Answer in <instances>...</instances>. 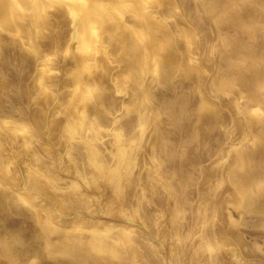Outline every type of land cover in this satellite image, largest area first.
<instances>
[{"label":"bare ground","instance_id":"1","mask_svg":"<svg viewBox=\"0 0 264 264\" xmlns=\"http://www.w3.org/2000/svg\"><path fill=\"white\" fill-rule=\"evenodd\" d=\"M159 1V0H158ZM164 1L163 0V4ZM171 1V0H170ZM179 1V0H178ZM184 1V0H183ZM191 1V0H190ZM193 1V0H192ZM197 1V0H196ZM199 1V0H198ZM205 1V0H204ZM210 1V0H208ZM212 1V0H211ZM218 1V0H217ZM227 1V0H226ZM226 1H222L221 3L223 4V2L225 3ZM236 1V0H235ZM233 1V2H235ZM260 1V0H258ZM173 2V1H172ZM187 2V1H186ZM185 2V3H186ZM241 2H244L241 0ZM247 5H248V1ZM244 2V4L246 3ZM251 3V1H249ZM253 2V1H252ZM262 2V0H261ZM264 2V1H263ZM160 3V2H159ZM171 3V2H170ZM176 3V1H175ZM182 3V2H180ZM180 3H176V5L180 4ZM197 3V2H196ZM203 3V2H202ZM207 3V1H206ZM210 3V2H209ZM215 3V0L214 2ZM230 4H233L231 2H229ZM249 3V4H250ZM254 3V2H253ZM193 4V3H191ZM218 4V3H217ZM222 4L220 6H222ZM228 4V1H227ZM240 4V3H239ZM242 4V3H241ZM243 4V5H244ZM256 4V3H255ZM258 4V3H257ZM160 5V4H159ZM168 5V4H167ZM166 5V6H167ZM174 4V6H176ZM187 5V3H186ZM202 5V4H201ZM209 6V4H207ZM213 4L211 3V9L209 8V10H212ZM216 5V3H215ZM225 4H223V7ZM252 5V3H251ZM218 6V5H216ZM250 6V5H248ZM260 6V5H259ZM258 8L261 10V7ZM263 6V5H262ZM152 7H154L155 9V2L154 1H150V0H0V56L2 58V56L4 55V59H6V52L9 51L7 49V47L11 48V52L13 53L12 56H15L14 59L13 57H10L13 59V63L14 61H17V68L19 69V73L21 74L23 71L27 70L28 72H25L26 74H29L30 78L32 80V84L29 83L26 87H24V89L22 88V91L20 93H22V95H27L25 97H27L26 102L24 100L18 99L22 101H24V103L26 104L25 107L27 108L26 110H22L20 109V106L18 101V105L19 107H17L15 110L17 112V110L19 111V114H11L7 112L2 114V112L0 113V227L1 228H5L3 229L5 232V234L7 235H2L0 237V244H4L6 245L8 248L11 249V245L13 244H29V246H33L35 245L37 247L36 251L39 252H35L32 251V255H33V259L34 261H38L40 260V262L38 261L39 264H124V263H129V264H135V262H133L132 260H126L125 256H126V252H125V246L127 244H131V245H135L133 243H136L137 245L139 243H137L140 239L137 236L136 239H139L137 242H133L134 240V234L133 232L135 231V229H133V224H126L119 221V224L114 220L112 223L109 222L111 219H106L104 218L105 215H108L110 217V214H108V210H109V206L110 208L112 207V205H114L115 210L118 212V216L119 213H125V209H127L128 207L124 205V199L127 195V190L130 189L132 191V189L136 186L137 181L139 180H143L144 178H142V176H140L142 174V167H143V161L145 159L142 160L141 155L144 154L143 157H145V152L148 151V146H146L147 143V135H144L145 138H143L141 141V137L143 135V133H145V129L142 127L143 124H145L144 120L148 117L153 118L154 115V110L156 109L155 107V100L153 98V93L152 91L157 87H154V83H152V87L154 88L152 91L149 89L148 85V80L150 79L151 76H161L164 77L166 76V73H168V69L169 67L173 66V64H171L173 61V58L176 59V56L179 55V53L175 52V49L177 50V43L175 44L173 42V46L174 44L176 45V48L174 50V53L177 54L175 57L172 54L173 51H171V54H167V52L169 51L170 48V43L169 45L163 41V33H162V25L160 22L162 21L159 17V21H157V15L152 11ZM164 7V6H163ZM171 7V6H170ZM181 7V6H180ZM185 7V6H184ZM196 7V6H195ZM205 9V6H200L199 8L201 9ZM210 7V6H209ZM227 7V6H226ZM232 7L231 5L228 6ZM235 6H233L234 8ZM244 7V6H242ZM247 7V6H246ZM245 7V8H246ZM264 7V6H263ZM151 8V9H150ZM158 8V7H157ZM175 7H172V9ZM177 8V6H176ZM175 8V11H176ZM183 8V7H182ZM191 8V7H190ZM194 8V6L192 7ZM223 8V10H224ZM249 8V7H248ZM251 8V6H250ZM254 8V7H253ZM256 8V7H255ZM254 8V9H255ZM153 9V10H154ZM159 9V8H158ZM157 9V10H158ZM168 9V8H166ZM181 9V8H179ZM184 9V8H183ZM181 9V10H183ZM217 9V8H216ZM237 9V7H236ZM243 9V8H241ZM240 9V10H241ZM253 9V10H254ZM208 10V9H205ZM204 10V11H205ZM221 11V9H219ZM235 10V9H234ZM239 10V12H240ZM252 10V11H253ZM165 11V10H164ZM167 11H171L170 9ZM173 11V10H172ZM171 11V12H172ZM174 11V12H175ZM184 11V10H183ZM192 11V10H191ZM216 11V10H214ZM218 11V12H220ZM228 11V10H227ZM232 11V10H231ZM237 11V10H236ZM235 11V12H236ZM244 11V10H242ZM241 11V12H242ZM251 11V12H252ZM255 11V10H254ZM253 11V12H254ZM259 11V10H257ZM256 11V12H257ZM263 12V8L261 10ZM260 11V12H261ZM156 12V11H155ZM177 12V11H176ZM179 12V11H178ZM182 12V11H181ZM181 16L183 13H181ZM185 12V11H184ZM187 12V9H186ZM186 12L184 14H186ZM202 12V11H201ZM209 12V11H208ZM217 12V13H218ZM233 12V11H232ZM231 12V13H232ZM235 12L233 13L234 17H236ZM247 12H249L247 10ZM261 12V13H262ZM157 13H159V10L157 11ZM170 13V12H169ZM173 13V12H172ZM173 14V16H179L178 14ZM188 13V12H187ZM191 13V12H190ZM209 13H213V10L210 11ZM207 14L208 16L210 14ZM226 13V12H225ZM230 13V12H229ZM255 13V12H254ZM261 13H258V15L260 16ZM163 14V13H162ZM192 14V13H191ZM204 14V12H203ZM206 14V13H205ZM204 14V15H205ZM227 14V13H226ZM165 15V13L163 14ZM171 15V14H170ZM225 15V14H224ZM231 15V14H229ZM241 14L239 13L238 16H240ZM246 15V14H245ZM250 15V14H248ZM176 16V17H177ZM184 16V15H183ZM182 16V17H183ZM211 16V15H210ZM214 16V13L213 15ZM219 16V15H218ZM217 16V20H219ZM221 16V15H220ZM251 16V15H250ZM249 16V17H250ZM255 16V14L253 15V17ZM258 16V18H259ZM181 19L183 20L184 18ZM190 17V16H189ZM231 17V16H230ZM233 17V18H234ZM241 17V16H240ZM248 17V18H249ZM261 17L263 18V15H261ZM170 18V17H169ZM168 18V19H169ZM186 18L188 19V16H186ZM203 18V17H202ZM206 18V17H205ZM225 18V17H224ZM232 18V17H231ZM243 18V17H241ZM239 18V19H241ZM246 16L244 17L243 20L247 21ZM251 18V17H250ZM249 18V19H250ZM256 20L258 19L257 16L255 17ZM172 20H174L171 16ZM179 17L176 19L178 20ZM180 19V20H181ZM209 20L210 17L208 18ZM208 19H206L208 21ZM213 19V18H212ZM216 19V18H215ZM222 19V16L220 18V20ZM227 20V16L225 18ZM230 19V18H229ZM228 19V20H229ZM254 18H252L253 20ZM261 19V18H259ZM167 20V19H166ZM174 20V21H176ZM181 20V23H184V19L183 21ZM214 20V19H213ZM224 20V19H223ZM242 22H245L243 21ZM255 20V21H256ZM179 21V20H178ZM202 21V20H201ZM253 21V23L256 24V22ZM259 21V20H258ZM257 21V22H258ZM168 22V21H167ZM173 22V21H172ZM209 22V21H208ZM213 22V21H211ZM215 22V21H214ZM222 22V21H221ZM224 22L226 23V21L224 20ZM232 22V21H231ZM237 22V21H236ZM240 25L244 26L245 23H242ZM249 22V21H247ZM261 22H263V20L261 19ZM177 23V22H176ZM176 23L175 27H176ZM180 23V22H179ZM178 23V24H179ZM224 23V24H225ZM230 23V21H229ZM238 23H240V20L238 21ZM166 24V23H165ZM169 24V23H168ZM188 24V23H187ZM210 25V23H208ZM214 23H211V25L214 28ZM220 24V22H219ZM248 24V23H247ZM246 24V25H247ZM261 24V23H260ZM259 24V25H260ZM183 25V24H181ZM207 25V24H206ZM226 25V24H225ZM230 25V24H229ZM228 25V26H229ZM239 25V24H238ZM252 29L258 26L253 27L252 24H250ZM249 24L247 25L248 27L250 26ZM263 25V24H262ZM167 26V25H166ZM184 26V25H183ZM189 26V25H188ZM193 26V25H192ZM195 26V24H194ZM217 25H215L216 27ZM245 27L246 31L248 27ZM264 26V25H263ZM191 27V26H190ZM199 27V26H198ZM208 27V26H207ZM231 27V25H230ZM233 27V26H232ZM173 28V27H172ZM205 28V27H204ZM218 28V27H216ZM215 28V29H216ZM242 28V27H240ZM262 28V26H261ZM168 29V28H167ZM177 28H173V30ZM186 29V27H185ZM189 29V28H188ZM194 29H196L194 27ZM257 28H255V30H252L253 32L256 31V35L258 34ZM174 31L177 32V31ZM190 30H192L190 28ZM210 30V28L208 29V31ZM218 30V29H216ZM220 30V29H219ZM259 30V29H258ZM261 30V29H260ZM263 30V29H262ZM261 30V31H262ZM164 31V30H163ZM179 31V29H178ZM222 31V29H221ZM221 31L219 33H221ZM225 31V30H224ZM222 31V33L224 32ZM240 32L244 31V29L241 31L239 29ZM244 31V32H246ZM250 31V30H249ZM264 31V30H263ZM180 32V31H179ZM184 32V31H183ZM188 32V31H187ZM186 32V33H187ZM190 32V31H189ZM199 32V31H198ZM203 32V31H201ZM251 32V31H250ZM248 32V33H250ZM260 32V31H259ZM170 33H171V29H170ZM194 33H197L194 31ZM206 33V31H205ZM211 33V31H210ZM218 33V35H219ZM225 33V32H224ZM264 32H262L263 34ZM189 34V33H188ZM216 34V33H215ZM253 34V33H252ZM166 35V34H164ZM172 35V33H171ZM179 36V34H177ZM213 35V34H212ZM217 35V34H216ZM223 35V34H222ZM240 35V33H239ZM249 34H247L248 36ZM255 35V36H256ZM260 35V34H259ZM160 36H162L163 38H160ZM190 35H188L189 37ZM194 36V35H193ZM192 36V38H193ZM198 36V35H196ZM194 36V37H196ZM201 36V35H200ZM238 36V35H237ZM246 36V35H244ZM243 36V37H244ZM254 36V35H253ZM258 36V35H257ZM166 37V36H165ZM176 37V36H175ZM187 37V38H188ZM205 37V36H204ZM219 37V36H218ZM222 37H225V35H223ZM229 37V35H228ZM249 37V36H248ZM259 37V36H258ZM261 37V36H260ZM264 37V36H262ZM170 38V37H169ZM173 38V36H172ZM191 38V39H192ZM201 38V37H200ZM238 38V37H237ZM250 38V37H249ZM252 38V37H251ZM168 39V38H167ZM178 39V38H177ZM195 39V38H194ZM193 39V40H194ZM207 39V38H206ZM217 39V38H216ZM215 39V40H216ZM221 39V37H220ZM258 39V38H256ZM165 40V38H164ZM171 40V39H170ZM190 40V39H189ZM198 40V39H196ZM225 40V39H224ZM244 40V39H243ZM261 40V39H260ZM259 40V41H260ZM264 40V39H263ZM167 41V40H166ZM173 41V40H172ZM184 41V40H183ZM182 41V43H183ZM195 41V40H194ZM210 41V40H209ZM222 41V39H221ZM235 41V40H233ZM257 41V40H256ZM186 42V41H185ZM206 42V41H205ZM215 42V41H214ZM232 42V41H231ZM262 41H260L261 43ZM58 43V44H57ZM166 43V44H164ZM198 43V41H197ZM210 43V42H208ZM234 43V42H233ZM243 43V42H242ZM248 43V42H246ZM248 43V44H252ZM205 44V43H204ZM207 44V42H206ZM212 44V43H210ZM215 44V43H213ZM264 44V43H262ZM44 45H47L48 48L43 47ZM169 46L168 51H166L167 49L165 48ZM186 45L189 46V44L186 43ZM193 45V43H192ZM225 45V44H224ZM235 46H237L236 44H234ZM233 45V46H234ZM240 45V44H239ZM257 45V44H256ZM255 45V46H256ZM180 46V45H179ZM194 46V45H193ZM198 46V45H197ZM212 46V45H211ZM216 46V44L214 45ZM218 46V44H217ZM253 46V45H251ZM224 47V46H223ZM227 47V46H226ZM232 47V46H231ZM243 47H244V43H243ZM259 47L262 49V46L258 45ZM185 48V47H184ZM190 51L193 50L192 47H190ZM197 48V47H196ZM210 48V47H209ZM212 48V47H211ZM222 48V47H221ZM235 48V47H234ZM237 48H240L237 47ZM245 48V47H244ZM243 48V49H244ZM247 48V47H246ZM250 49L252 47H249ZM255 48V47H254ZM254 48H252V50H254ZM171 49V48H170ZM195 49V47H194ZM198 49V48H197ZM223 49V48H222ZM225 49V48H224ZM242 49V51H243ZM248 49V48H247ZM172 50V49H171ZM196 50V49H195ZM195 50H193L195 52ZM260 50V49H259ZM258 50V51H259ZM185 51V50H184ZM237 51V49H236ZM247 51V50H246ZM244 51V52H246ZM251 52V50H249ZM256 51V50H255ZM254 51V52H255ZM257 54L259 55L260 53ZM264 52V50H261ZM170 52V51H169ZM179 52V50H178ZM212 53V51H210ZM209 52V53H210ZM221 52V51H220ZM223 52H225L223 50ZM262 52V53H263ZM183 53V50L182 52ZM186 53V52H184ZM192 53V52H191ZM190 53V54H191ZM200 53V52H199ZM198 53V54H199ZM214 53V52H213ZM228 53V52H227ZM239 53V51H238ZM237 53V54H238ZM190 54L189 57L191 56ZM194 54V53H193ZM197 54V53H196ZM197 54V55H198ZM217 54H219L217 52ZM224 54V53H223ZM233 55L235 54L234 51L232 53ZM236 54V55H237ZM242 54V53H241ZM248 54L244 53L243 55ZM256 54V55H257ZM9 54L7 53V56ZM170 55L173 57L171 58ZM181 55V54H180ZM185 58L183 57L184 60H187L188 56L186 54ZM201 55V54H200ZM214 55V54H213ZM250 55H253L252 53H250ZM253 56L254 57H256ZM262 55V54H261ZM194 56V55H192ZM199 56V55H198ZM197 56V57H198ZM217 56V55H216ZM220 56V55H219ZM224 56V55H223ZM220 56V57H223ZM187 57V58H186ZM195 57V56H194ZM214 57V56H213ZM233 57V56H232ZM238 58V55L236 56ZM247 57V55L245 56V58ZM261 57V56H260ZM9 58V59H10ZM180 58V57H178ZM193 58V57H192ZM199 58V57H198ZM263 58V57H262ZM7 59V60H9ZM12 59L9 60L12 61ZM174 59V60H175ZM181 59V61L183 60ZM191 59V58H190ZM188 59V60H190ZM196 58H194L195 60ZM218 59V58H217ZM257 59V58H255ZM3 60V59H2ZM1 60V62H3ZM178 60V59H177ZM175 60V61H177ZM183 60V62H184ZM191 65L193 64V61ZM212 60V59H211ZM210 60V61H211ZM225 60V59H224ZM232 62H237L242 65V59L241 57L238 58L237 61H235V59L232 58ZM264 60V59H263ZM5 61V60H4ZM197 61V59H196ZM214 61V60H213ZM223 61V60H222ZM245 61V60H244ZM259 61V59H258ZM257 61V62H258ZM261 61V60H260ZM188 63V61H186ZM195 62V61H194ZM199 59L197 61L196 64H198ZM212 62V61H211ZM210 62V63H211ZM225 62V61H224ZM223 62V64H224ZM246 62V61H245ZM255 62V63H257ZM8 63V61L6 62ZM177 63H180V61ZM214 63V62H213ZM216 63V62H215ZM252 63V62H251ZM254 60H253V64ZM260 64V62H258ZM261 63L263 64V68H264V63L263 61H261ZM2 64V63H1ZM5 62H3L2 67H4ZM9 64V63H8ZM184 64V63H183ZM181 64V65H183ZM201 64V63H199ZM209 64V63H208ZM246 64V63H244ZM248 64V63H247ZM190 65V62H189ZM195 65V63H194ZM211 65V64H209ZM233 65V64H232ZM258 65V64H257ZM7 66V65H6ZM202 66V65H200ZM213 66V65H212ZM228 66V65H227ZM255 66V65H254ZM259 66V65H258ZM16 67V66H15ZM170 67V68H171ZM180 67V66H179ZM183 67H187L184 66ZM183 67L180 68L181 70V75H184L187 73V75H189L188 73L190 71H187L186 69H184ZM198 68H200L197 65ZM217 67V66H216ZM223 67V65H222ZM250 67V66H248ZM261 67V66H260ZM260 67L258 68L259 71ZM1 68V67H0ZM5 68V67H4ZM14 68V66H13ZM173 68V67H172ZM189 68H193V67H189ZM187 67V69H189ZM196 68V66H195ZM196 68V69H198ZM202 69H204L203 67H201ZM230 66L227 68L229 69ZM235 68L232 67V69ZM247 68V67H245ZM257 68V66H255V69ZM3 69V68H2ZM8 69V68H7ZM12 69V68H11ZM195 70V73L197 72V70ZM212 69V68H210ZM216 69V68H215ZM214 69V71H215ZM4 70V69H3ZM169 69V73H170ZM173 70V69H172ZM180 70L178 71L180 73ZM193 69L191 70V73L194 71ZM226 70L221 69V71ZM237 70V69H236ZM246 70V69H245ZM264 70V69H263ZM7 75L11 76V73L8 72L10 71V69L6 70ZM5 71V72H6ZM15 73V70H13ZM149 71V74H148ZM177 71L175 70L174 73H177ZM210 71V70H209ZM213 71V70H212ZM222 71V73H224ZM235 71V70H234ZM233 71V72H234ZM238 71V70H237ZM243 71V70H242ZM203 72V71H201ZM207 72V71H206ZM205 72V73H206ZM218 72V70L216 71V73ZM227 72V71H226ZM240 72V71H238ZM247 72V71H246ZM263 75H264V71H262ZM12 72V74H14ZM18 73V75H20ZM24 73V72H23ZM22 73V74H23ZM149 75L147 80L145 79V75ZM173 73V74H174ZM190 73V74H191ZM221 73V72H220ZM235 73V72H234ZM243 73V72H242ZM241 73V74H242ZM2 74H6V73H2ZM26 74L24 75V77H26ZM172 73L170 74L171 77L173 75ZM178 74V73H177ZM201 74V73H200ZM203 74V73H202ZM218 74V73H217ZM229 74V73H228ZM261 74V72H260ZM261 75H254L257 76L256 78H258V76H262ZM15 75H17V72L15 73ZM180 75V74H178ZM194 75L193 77H190L194 79ZM221 75V74H220ZM222 75H225L222 74ZM237 77V73L235 74ZM240 75V73H239ZM244 75V74H243ZM6 76V75H2ZM21 76V75H20ZM19 76V77H20ZM28 76V75H27ZM167 76H169L167 74ZM177 75H175V82H179V77H176ZM192 76V75H191ZM197 76V75H195ZM200 76V75H199ZM202 76V75H201ZM213 76V75H212ZM241 76V75H240ZM239 76V77H240ZM250 76V75H249ZM253 75L250 76V79ZM252 77L253 79V83H250V81L246 82L249 83L251 85H255V77ZM15 77L14 79H16V76H11V78ZM23 77V76H22ZM182 76L180 78H183ZM188 79V76H186ZM223 77V76H221ZM9 78V77H8ZM21 78V77H20ZM165 78V77H164ZM163 78V79H164ZM170 79V76L168 77ZM198 78V76H197ZM213 78V77H212ZM233 78V77H232ZM231 78V79H232ZM245 78V77H244ZM4 79V78H3ZM7 79V78H6ZM7 82H0V88L1 86H3L4 83H8V81H10L11 79L6 80ZM26 79V78H25ZM155 78H153L154 80ZM168 79V80H169ZM179 79V80H177ZM183 79V81L185 80ZM227 79V76H226ZM20 80V79H18ZM17 80V81H18ZM151 79V81H153ZM166 81H168L167 79H165ZM229 80V77H228ZM238 80V79H237ZM247 80V79H246ZM258 82V79H256ZM14 81V80H13ZM21 81V80H20ZM165 81V82H166ZM171 82V80H169ZM191 81V80H189ZM227 81V80H226ZM239 81V80H238ZM255 81V82H254ZM22 82V81H21ZM27 82V81H26ZM29 82V81H28ZM27 82V83H28ZM156 82V80L154 81ZM185 82V81H184ZM182 82V83H184ZM188 82V81H187ZM197 82V81H196ZM195 82V83H196ZM199 82V81H198ZM217 82V81H216ZM222 82V81H221ZM221 82L218 80V85L219 83L221 84ZM235 82V81H234ZM245 83V81H243ZM260 82H261V88H262V93L264 92V79L260 77ZM15 84L18 82H14ZM158 83V81H157ZM156 83V84H157ZM161 84L164 83V81L160 82ZM159 83V84H160ZM174 82H171V84ZM180 81V84H182ZM195 83L193 84L195 86ZM226 83V82H225ZM241 82H239L240 84ZM9 84V83H8ZM16 84V85H17ZM20 84V83H19ZM26 84V83H25ZM24 84V85H25ZM158 84V85H159ZM165 84V83H164ZM184 84H188V83H184ZM182 84V85H184ZM191 84V82H190ZM233 84V83H232ZM235 84V83H234ZM248 84V85H249ZM13 85V84H12ZM163 85V84H162ZM161 85V86H162ZM170 85V84H169ZM173 85V84H172ZM178 85V84H177ZM222 85V84H221ZM220 85V86H221ZM246 85V84H245ZM258 84V86H260ZM6 86V85H5ZM19 85H17L18 87ZM21 86V85H20ZM160 86V87H161ZM167 84H165V87L167 88ZM180 86V85H179ZM193 86V87H194ZM199 86V85H198ZM197 86V87H198ZM234 86V85H233ZM242 86V85H240ZM257 86V87H258ZM8 87V86H7ZM10 87H11V83H10ZM164 88V85L162 86ZM178 87V86H177ZM192 87V84L191 86ZM218 87V86H216ZM224 87V86H223ZM226 87V86H225ZM227 87H231L230 85H228ZM226 87V88H227ZM20 88V87H18ZM16 90H19V89ZM151 88V87H150ZM165 88V89H166ZM170 88V86H169ZM181 88H184V86ZM195 88V87H194ZM192 88V89H194ZM200 88V87H199ZM198 88V89H199ZM222 88V87H221ZM239 88V87H238ZM237 88V89H238ZM251 88L253 89V86H251ZM260 88V87H259ZM157 89V88H156ZM155 89V90H156ZM161 89V88H160ZM172 89H175L172 86ZM169 89V90H172ZM177 90L179 89L176 88ZM186 89V88H184ZM217 89V88H215ZM224 89V88H222ZM230 89V88H228ZM227 89V90H228ZM241 89V87H240ZM4 91V86L3 89L1 88L0 91ZM7 90V89H6ZM10 90V89H9ZM15 89H12V91ZM158 90V89H157ZM163 90V89H161ZM168 90V88H167ZM166 90V91H167ZM183 90V89H182ZM187 90V89H186ZM191 90V89H190ZM220 90V89H219ZM226 90V89H225ZM226 90V92H227ZM11 91V90H10ZM159 91V90H158ZM164 91V90H163ZM173 91V90H172ZM171 91V92H172ZM184 91V90H183ZM182 91V92H183ZM188 91V90H187ZM185 91V92H187ZM196 91V90H195ZM199 91V90H198ZM218 91V89H217ZM231 91V90H230ZM243 91V90H242ZM251 91V90H249ZM154 92V91H153ZM169 92V91H167ZM193 92V91H192ZM191 92V93H192ZM206 92V91H205ZM204 92V93H205ZM209 92V90H208ZM224 92V91H223ZM224 92V93H226ZM235 92V91H234ZM3 93V92H1ZM17 93V92H15ZM13 92V94H15ZM19 93V92H18ZM219 93V91H218ZM216 93V94H218ZM228 93V92H227ZM242 93V92H241ZM246 93V92H245ZM250 93V92H249ZM260 93V92H259ZM5 94V93H3ZM2 94V95H3ZM155 94V92H154ZM161 94V93H160ZM159 94V95H160ZM163 94V93H162ZM167 94V93H166ZM170 95V93H168ZM172 94V93H171ZM176 94L178 95L177 91ZM176 94L174 96H176ZM182 94V93H181ZM200 94V93H199ZM211 94V93H209ZM8 95V94H7ZM11 95V93H10ZM21 94L15 95V96H19ZM157 95V94H156ZM169 95L167 97H169ZM173 95V94H172ZM171 95V96H172ZM190 95V94H187ZM186 95V97H187ZM214 95V94H213ZM218 95H222V94H218ZM232 95V94H231ZM237 95V94H236ZM258 95H263V94H258ZM5 96V95H4ZM4 96H1V98L4 99ZM21 96V97H24ZM161 96V95H160ZM166 96V95H164ZM163 96V97H164ZM181 96V95H179ZM183 96V95H182ZM181 96V97H182ZM191 96V95H190ZM188 96V98L190 97ZM193 96V95H192ZM196 96V95H195ZM208 97H210L209 95H207ZM224 96V94H223ZM240 96V95H239ZM243 96V94H242ZM259 96V99H260ZM264 96V95H263ZM11 97H14V95ZM20 97V96H19ZM18 97V98H19ZM20 97V98H21ZM162 97V96H161ZM162 97V98H163ZM186 97H184L183 99H185ZM214 97V96H213ZM222 97V96H221ZM0 98V99H1ZM7 98L6 100H8V96L5 97ZM17 98V97H16ZM62 98V99H61ZM158 98V97H157ZM192 98V97H191ZM218 98V97H217ZM220 98V97H219ZM243 98V97H242ZM241 98V99H242ZM263 97L261 96V99ZM12 99V98H10ZM15 99V97L13 98ZM158 99L161 100V98L159 97ZM165 99V97H164ZM176 99V98H174ZM173 101L172 102H177V101ZM181 99V98H180ZM179 99V100H180ZM213 99V98H212ZM212 99H204L201 102L199 101L197 104L201 107L202 109V114L207 117V119H209V123H223L226 120V117L220 112L218 111V105L220 106V104H217V107L215 106L214 102L212 101ZM222 99V98H220ZM251 99V98H250ZM258 99V100H259ZM260 99V100H261ZM2 100V99H1ZM159 100V102H160ZM167 100V99H166ZM178 100V99H177ZM216 100V99H214ZM236 100V99H235ZM254 100V98H253ZM252 100V101H253ZM256 100V99H255ZM264 100V99H263ZM263 100H261L263 102ZM3 101V100H2ZM1 101V102H2ZM9 101V100H8ZM16 100H14L13 102H15ZM158 101V100H157ZM165 100H163L164 102ZM251 101V102H252ZM257 101V100H256ZM256 101H253V103L255 104ZM261 101H257L261 102ZM7 102V101H6ZM5 102V103H6ZM10 102V101H9ZM12 102V103H13ZM190 102V101H189ZM218 102V101H217ZM246 102V99H245ZM261 102V103H262ZM4 106V102H2ZM15 103V104H17ZM167 103V102H166ZM261 103L259 105H261ZM7 104V103H6ZM15 104H12V107H16L13 106ZM161 104V102H160ZM164 105V103H162ZM171 104V103H169ZM235 104V103H233ZM248 104V103H247ZM253 104V105H254ZM264 104V103H263ZM10 105V104H8ZM17 105V106H18ZM162 105V106H163ZM178 104L175 105V107ZM187 105V104H186ZM197 105V107H198ZM225 105V104H224ZM252 105V106H253ZM258 105V106H259ZM2 106V107H3ZM24 106V105H23ZM171 106V105H170ZM236 106V105H235ZM240 105H238L239 108ZM245 106V104H244ZM257 106V105H255ZM6 108V105L4 106ZM9 107V106H8ZM160 107V106H159ZM191 107V106H190ZM196 107V108H197ZM225 106H223L224 108ZM237 107V106H236ZM263 107V106H262ZM12 108V109H13ZM50 108V109H49ZM155 108V109H154ZM170 108V107H169ZM168 108V109H169ZM173 108V107H172ZM178 108V107H177ZM186 107H184L185 109ZM220 108V107H219ZM222 108V107H221ZM220 108V109H221ZM237 108V109H238ZM244 108V107H243ZM250 108V107H249ZM252 108L255 107H251V111H253ZM258 108V107H257ZM261 108V106H260ZM1 109V108H0ZM11 109V111H12ZM49 109V111H47ZM164 109V108H163ZM162 109V110H163ZM167 109V110H168ZM171 109V108H170ZM190 109V108H189ZM188 109V110H189ZM199 109V108H198ZM225 109V108H224ZM229 109V108H227ZM225 109V110H227ZM236 109V108H235ZM240 109V108H239ZM256 109V108H255ZM259 109V108H258ZM2 111L4 110L1 109ZM10 110V109H9ZM14 110V109H13ZM158 110V109H157ZM172 110V109H171ZM186 110V109H185ZM223 111V109H221ZM246 110V109H245ZM257 110V109H256ZM255 110V111H256ZM5 111V110H4ZM3 111V112H4ZM164 111V110H163ZM170 111V110H169ZM176 111V109H175ZM194 111V110H193ZM191 110V112H193ZM229 111H231L229 109ZM239 111V110H238ZM244 112L245 115V111L244 109L241 110L240 109V113L242 114V112ZM15 112V113H16ZM165 112V111H164ZM163 112V113H164ZM174 113L173 111H170V113ZM189 112V111H188ZM226 112V111H223ZM258 112V111H256ZM160 113V112H159ZM162 113V115H163ZM184 113H186V111H184ZM194 113V112H193ZM228 113V112H227ZM234 113V112H233ZM251 113V112H250ZM156 114V113H155ZM166 113H164L165 115ZM181 114V113H180ZM230 114V112H229ZM232 114V113H231ZM158 115V114H157ZM184 115V114H183ZM181 115V116H183ZM200 115V114H199ZM226 115V114H225ZM228 115V114H227ZM237 115H240L237 112ZM236 115V117H238ZM243 117H246V115ZM251 115V114H250ZM255 115V114H254ZM256 115H258V113H256ZM172 116V115H171ZM189 116V115H188ZM192 116V114H191ZM194 116V114H193ZM192 116V117H193ZM229 116V115H228ZM231 116V115H230ZM229 116V117H230ZM241 116V118H242ZM158 117V116H156ZM187 117V114H186ZM201 117V116H200ZM254 117V116H251ZM264 117V116H263ZM225 118V120H224ZM257 118V117H256ZM154 119V118H153ZM156 119V118H155ZM154 119V121H155ZM160 119V117L158 118ZM165 119V117H164ZM175 119V116H174ZM183 119V118H181ZM189 119V118H188ZM198 119V118H197ZM200 119V118H199ZM198 119V120H199ZM231 119V118H230ZM229 119V121H230ZM234 119V117H233ZM232 119V120H233ZM255 119V118H254ZM252 118V120H254ZM161 120V119H160ZM158 120V121H160ZM171 120V119H170ZM192 120V118H191ZM197 120V121H198ZM231 120V121H232ZM240 120V119H239ZM257 120V119H256ZM264 120V119H263ZM148 121V120H147ZM153 121V125L156 124ZM173 120H171V123ZM175 121V120H174ZM183 121V120H182ZM190 121V120H189ZM235 121V119H234ZM245 121V119H244ZM150 122V121H149ZM170 122V121H169ZM199 122V121H198ZM237 121H235L236 123ZM248 122V121H247ZM246 122V123H247ZM258 122H260V119L255 122V124ZM263 122V121H262ZM261 122V123H262ZM131 123V124H130ZM147 123V122H146ZM180 123V122H179ZM183 123V122H182ZM208 123V124H209ZM227 123V122H226ZM230 123V122H229ZM228 123V124H229ZM251 122H249L250 124ZM254 123V121H253ZM260 123V124H261ZM264 123V122H263ZM129 124L132 126L131 129L133 130L132 133L130 131L129 128ZM148 124V123H147ZM168 124V122L166 123ZM191 124V122H190ZM231 124V123H230ZM255 124L253 125L254 129L257 127H255ZM150 125V124H149ZM152 125V124H151ZM158 125V124H157ZM169 125V124H168ZM166 126V128H168L169 126ZM182 125V124H181ZM227 125V124H226ZM225 125V126H226ZM237 125V124H236ZM235 125V126H236ZM259 125V124H258ZM171 126V125H170ZM185 126V125H184ZM193 126V125H192ZM211 126V124H210ZM217 124L215 125L216 128ZM220 126V125H219ZM229 126V125H228ZM233 126V125H232ZM248 126V125H247ZM44 127L46 128V130H43L41 132V129ZM145 127V126H144ZM153 127V126H152ZM180 127V126H179ZM227 127V126H226ZM231 127V125H230ZM241 127V125H240ZM252 127V126H251ZM155 128V126H154ZM152 128V129H154ZM207 128V127H205ZM218 128V127H217ZM248 128V127H247ZM159 129V128H158ZM178 129V128H177ZM212 129V128H211ZM246 129V128H245ZM244 129V130H245ZM260 129V127L258 128ZM257 129V130H258ZM157 130V128H156ZM187 130V129H186ZM191 129H189L188 131H190ZM215 130V129H214ZM219 131L221 129H218ZM226 130V129H225ZM230 129H228L227 132H229ZM248 130V129H247ZM254 133V130L251 129ZM160 131V130H159ZM158 131V132H159ZM224 131V130H223ZM231 131V130H230ZM263 133H264V129H262ZM261 131V132H262ZM167 132V131H166ZM165 132V133H166ZM175 132V131H174ZM183 132V131H182ZM181 132V133H182ZM185 132V131H184ZM203 132V131H202ZM208 132V131H207ZM260 132V133H261ZM164 133V132H162ZM161 133V134H162ZM170 133V132H169ZM188 132H186L187 134ZM192 133V132H190ZM196 133V132H195ZM215 133V132H214ZM222 133V132H220ZM224 133V132H223ZM226 133V132H225ZM224 133V134H225ZM260 133H258L259 135L256 136H260ZM263 133H261V135H263ZM157 134V133H156ZM160 134V133H159ZM160 134V136H161ZM197 134V133H196ZM205 134V133H204ZM211 134V133H210ZM217 134V133H216ZM230 134V132L228 133ZM75 136V137H71V136ZM164 135V134H163ZM163 135L161 136V138H165V136L163 137ZM169 135V134H168ZM200 135V134H199ZM222 135V134H220ZM231 135V134H230ZM252 135V134H250ZM150 136V135H149ZM158 136V137H160ZM183 136V135H182ZM181 136V137H182ZM191 136V135H190ZM198 135H195V138H197ZM207 136V135H205ZM204 136V137H205ZM212 136V135H211ZM209 136V138L211 137ZM215 137L217 135H214ZM212 136V137H214ZM225 136V135H224ZM223 136V138H224ZM227 136V134H226ZM225 136V137H226ZM168 137V136H166ZM188 137V136H187ZM201 137V136H200ZM203 137V138H204ZM211 137V139H212ZM221 137V136H220ZM231 137V136H230ZM245 137V135H244ZM247 137V136H246ZM245 137V138H246ZM262 137V136H261ZM199 138V137H198ZM202 138V139H203ZM206 138V137H205ZM219 138V137H218ZM251 138V137H250ZM249 138V139H250ZM155 139V138H154ZM160 139V138H159ZM168 138H165V140ZM189 139V138H188ZM208 139V138H207ZM215 139V138H214ZM222 139V138H221ZM226 139V138H225ZM224 139V140H225ZM228 139V138H227ZM233 139V137H232ZM262 139H264L262 137ZM261 139V140H262ZM198 140V139H197ZM204 140V139H203ZM260 140V141H261ZM150 141V140H149ZM156 141V139L154 140ZM163 139H162V143H163ZM168 141V140H167ZM188 141V140H186ZM194 141V140H193ZM207 141V140H206ZM210 141V140H209ZM247 141V140H246ZM258 137H254L253 139H251V143L253 146H255L256 148L262 147ZM153 141H150L148 143L149 146L152 145ZM183 142V141H182ZM185 142V141H184ZM199 142V140H198ZM203 142V141H202ZM205 142V140H204ZM215 142V141H214ZM213 142V143H214ZM217 142V140H216ZM126 143H132V145L130 147H128L126 145ZM160 143V142H159ZM171 144H173L174 142H170ZM193 143V142H192ZM201 143V142H200ZM199 143V144H200ZM218 143V142H217ZM216 143V144H217ZM223 143V142H222ZM226 143V142H225ZM239 143V142H237ZM158 144V143H156ZM161 144V143H160ZM168 144V142L166 143ZM170 144V145H171ZM187 144V143H186ZM189 144V143H188ZM197 144V143H196ZM198 144V145H199ZM206 144V142L204 143ZM221 144V143H220ZM240 144V143H239ZM238 144V145H239ZM244 144V143H243ZM246 144V143H245ZM165 145V144H164ZM197 145V147L199 148V146ZM211 145V144H208ZM222 145V144H221ZM250 145V144H249ZM167 145H165L166 147ZM172 146V145H171ZM185 146V144H184ZM193 146V145H192ZM203 146V144H202ZM213 146V145H212ZM227 146V144H226ZM242 146V145H241ZM158 147V146H156ZM160 147H164L163 145ZM168 147V146H167ZM170 147V146H169ZM187 147V146H185ZM205 147V145H204ZM202 147V148H204ZM207 147V146H206ZM229 147V146H228ZM227 147L228 150H230ZM234 147V146H233ZM172 148V147H171ZM191 148V147H190ZM201 148V150H202ZM210 148V147H209ZM218 148V147H217ZM226 148V147H225ZM237 147H235L236 149ZM153 149V148H152ZM169 149V148H168ZM167 149V150H168ZM176 149V147H175ZM244 149V148H243ZM261 149V150H262ZM77 150L82 151L81 153H79ZM151 150V149H150ZM162 150V149H160ZM159 150V152H160ZM187 150V148H186ZM189 150V148H188ZM187 150V153L190 152ZM200 150V152H201ZM218 150V149H217ZM226 150V149H225ZM225 150L223 151L225 153ZM240 150V149H239ZM256 150V149H255ZM255 150H250V152H252L254 154ZM260 150V148L258 149ZM264 150V149H263ZM78 153H77V152ZM154 151V150H153ZM182 151V150H180ZM199 151V150H198ZM216 151V149H215ZM59 152V153H58ZM157 152V151H156ZM165 152V151H163ZM185 152V151H184ZM194 152V151H193ZM200 152H198V154H200ZM249 152L248 148H246V150H242V151H237L234 154H231V158L230 160L226 163L221 165L222 168L225 169V174L222 171V175L224 174V176L216 181L213 185V191L220 190L221 183L223 185L222 180L224 181V179L229 178V175L237 172V175H243L244 178L246 179L247 177V182L250 181V176L253 175V167L250 168L248 167V164L246 163L247 161H249L250 159L247 158L246 159V153ZM148 153V152H147ZM151 153V152H149ZM155 153V152H154ZM170 153V152H169ZM207 153V152H206ZM218 153V152H217ZM153 154V153H152ZM167 154V153H165ZM181 154V153H180ZM208 154V153H207ZM212 154V152H211ZM216 154V152H215ZM219 155H221L220 153H218ZM263 154V153H262ZM148 155V154H147ZM150 155V154H149ZM158 155V153H157ZM156 155V156H157ZM161 155V154H160ZM159 155V156H160ZM185 155V154H184ZM188 154H186L187 156ZM205 155V154H203ZM223 155V154H222ZM256 155V153H255ZM155 156V155H153ZM158 156V158H159ZM164 156V153L162 154V157ZM182 156V155H181ZM180 156V157H181ZM199 156V155H196ZM201 156V155H200ZM207 156V155H206ZM224 156V160L226 161L225 158L229 157L228 152L225 153ZM150 157V156H149ZM169 157V156H168ZM168 157H166V159H168ZM177 157V154H176ZM175 157V158H176ZM189 157V156H188ZM213 157V156H212ZM161 158V157H160ZM207 158V157H206ZM223 158V157H222ZM153 159V158H152ZM165 159V160H166ZM181 159V158H180ZM187 159V157H186ZM189 159V158H188ZM187 159V161H188ZM147 160V159H146ZM155 160H157V158H155ZM164 160V158L162 159ZM195 160V159H194ZM204 160V159H203ZM210 160V159H209ZM158 161V160H157ZM154 162L155 163L157 162ZM168 161V160H166ZM165 161V162H166ZM175 161V160H174ZM184 161V160H182ZM181 161V162H182ZM193 161V160H192ZM191 161V162H192ZM199 161V160H198ZM202 161V160H201ZM254 161V167H256L257 169V173L260 172L259 169V160L257 158H253ZM147 162V161H146ZM164 162V161H163ZM162 162V163H163ZM164 162V163H165ZM171 162V161H170ZM148 163V162H147ZM153 163V162H152ZM151 163V164H152ZM161 163V164H162ZM163 163V165H164ZM177 163V162H176ZM179 163V162H178ZM194 163H196L194 161ZM210 163V162H209ZM208 163V165H210ZM212 163V162H211ZM252 163V162H251ZM149 164V163H148ZM147 165L148 167L151 165ZM167 164V163H166ZM172 164V163H171ZM188 164V163H186ZM199 164V163H198ZM197 164V165H198ZM157 165V164H156ZM168 165V164H167ZM189 165V164H188ZM191 165V164H190ZM197 165L195 167H197ZM205 165V164H203ZM215 165V164H214ZM217 165H219V161L217 163ZM216 165V166H217ZM261 165V164H260ZM263 165V164H262ZM162 166V165H161ZM212 166V165H211ZM253 166V165H252ZM163 167V166H162ZM165 167H167L165 165ZM165 167L163 169H165ZM179 167V166H178ZM189 167V166H188ZM200 167V166H199ZM261 167V166H260ZM264 167V165H263ZM182 168V167H181ZM207 168V167H206ZM133 169H136L133 171ZM152 169V168H151ZM154 169V168H153ZM162 169V168H160ZM159 169L160 173L161 170ZM172 169V168H171ZM175 169V168H174ZM178 169V168H177ZM176 169V170H177ZM186 169V168H185ZM196 169V168H195ZM201 169V168H200ZM205 169V168H204ZM222 169V170H224ZM146 170V169H145ZM148 170V168H147ZM145 173L146 174L149 172V170ZM173 170V169H172ZM183 169H181L180 171H182ZM192 170V169H189ZM199 169H197V172ZM262 170V169H261ZM151 171V170H150ZM153 171V170H152ZM151 171V173H152ZM166 171L162 170V174L163 172ZM194 171V170H193ZM264 171V170H263ZM133 172V175H131ZM144 172V171H143ZM155 172V171H154ZM175 172V171H174ZM186 172V170H185ZM204 172V171H203ZM202 172V173H203ZM218 172H221L218 171ZM150 173V172H149ZM159 173V174H160ZM178 173L179 170H178ZM183 173V172H181ZM189 173V171H188ZM194 174V172H192ZM196 173V172H195ZM197 173V174H198ZM239 173V174H238ZM155 174V173H154ZM166 174V173H165ZM172 174V173H171ZM176 174V172L174 173ZM173 174V175H174ZM192 174V176H193ZM196 174V175H197ZM66 175V176H65ZM144 175V174H142ZM150 175V174H148ZM153 175V174H152ZM156 175V174H155ZM180 175V174H179ZM195 175V174H194ZM219 175V174H218ZM221 175V174H220ZM260 175V174H259ZM257 174L258 179H260ZM262 175V174H261ZM139 176L141 178H139ZM165 176V175H164ZM172 176V175H170ZM175 176V175H174ZM183 174L179 177H182ZM187 176V175H186ZM191 176V175H190ZM200 176V175H199ZM205 176V173H204ZM214 176V175H213ZM264 176V175H263ZM65 177H67V181L71 183V187L73 188L72 190L66 189L60 185L65 184ZM148 177V176H147ZM146 177V178H147ZM152 177V176H151ZM147 180H150V178ZM162 177V176H160ZM173 177V176H172ZM189 177V176H188ZM196 177V176H195ZM208 177V176H205ZM210 177H212L210 175ZM219 177V176H218ZM217 177V179H218ZM239 177V176H238ZM237 177V178H238ZM145 178V179H146ZM153 178L154 175H153ZM169 178V177H168ZM193 178V177H192ZM236 178V180H237ZM144 179V180H145ZM164 179H166L164 177ZM173 179V178H171ZM176 179V178H175ZM175 179L173 182H175ZM183 179V178H182ZM186 179V178H184ZM215 179V177H214ZM234 179V178H233ZM243 179V177L241 178ZM240 179V181H241ZM145 180V181H147ZM177 180H179V178L177 177ZM187 180V179H186ZM200 180V179H199ZM230 180V178H229ZM236 180H233L232 183H234ZM239 180V179H238ZM256 180V179H255ZM154 181V180H153ZM166 180H164V183H168L169 181L172 180H167V182H165ZM181 181V180H180ZM184 181V180H183ZM182 181V182H183ZM197 181V180H196ZM207 181H209L207 179ZM215 181V180H214ZM258 180H256L257 182ZM91 182H95L99 183L97 185H100L101 189H96V187L93 189L91 187H89V183ZM149 182V181H148ZM178 182V181H177ZM176 182V183H177ZM205 182V181H204ZM251 183H254V181L252 182V180L250 181ZM255 182V184H256ZM180 183V182H178ZM186 183V181H185ZM188 183V182H187ZM207 183V182H206ZM231 183V184H232ZM261 183V182H259ZM264 183V181H263ZM69 184V183H68ZM90 184V185H91ZM94 184V183H93ZM163 184V183H162ZM172 184V183H171ZM191 184V183H190ZM230 184V181H229ZM250 184V183H249ZM258 184V183H257ZM59 185V187H58ZM143 185V184H141ZM147 185V184H146ZM173 185V184H172ZM186 184H184L183 186H185ZM194 185V183H193ZM192 184L190 186L194 187ZM233 185V184H232ZM253 185V184H252ZM261 185H263L261 183ZM96 186V185H95ZM149 186H150V182H149ZM153 186V184H152ZM151 186V187H152ZM157 186V183H156ZM159 186V185H158ZM157 186V187H158ZM164 186V184L162 185ZM171 186V185H168ZM177 186V185H176ZM180 186V185H179ZM200 186V185H199ZM258 186V185H257ZM264 186V185H263ZM98 187V186H97ZM142 187V186H140ZM144 187V186H143ZM148 186H145V188ZM166 187V185L164 186V188ZM173 188V186H171ZM232 187V186H230ZM235 189L231 188V192L233 193V195H235V201L236 203L238 202L239 204H242L243 207L248 206L251 203V206L249 208H252V198L249 195L248 192H246L247 189H245V187L249 188L248 186H245L244 183H238L234 185ZM253 187V186H252ZM251 187V188H252ZM132 188V189H131ZM137 190V187H135ZM134 188V190H135ZM190 187H188L189 189ZM199 188V187H198ZM256 188V187H255ZM90 189L93 191V195L95 196L94 199L92 200V202L90 203V199L88 198L89 195L86 194V190ZM141 189V188H140ZM154 189V188H153ZM152 189V190H153ZM259 189V188H258ZM77 190H79V193H77ZM85 190V191H84ZM100 191V194L97 195L95 191ZM144 190V189H143ZM142 189L140 191H143ZM147 190V188H146ZM155 190V189H154ZM162 190V189H161ZM171 190V189H170ZM176 190V189H175ZM178 190V189H177ZM176 190V191H177ZM187 190V189H186ZM195 190V188H194ZM197 190V189H196ZM225 190V189H224ZM251 190V189H250ZM264 190V189H263ZM150 190L144 191V192H149ZM159 191V190H158ZM164 191V190H163ZM168 191V190H167ZM173 191V190H172ZM189 191V190H188ZM202 191V190H201ZM222 191V190H221ZM227 191V190H226ZM248 191V190H247ZM259 191V190H258ZM254 191L253 189L251 190V192H254V194L258 195L259 198V192ZM262 191V190H261ZM138 192V190H137ZM136 192L137 197L139 196V194ZM143 193V195H145ZM171 194V191H169ZM168 192V193H169ZM179 192V191H178ZM187 193V191H185ZM190 191L189 195H191ZM212 192V191H211ZM210 192V193H211ZM223 192V191H222ZM230 192V191H228ZM237 192V193H236ZM250 192V191H249ZM150 193V192H149ZM154 193V192H153ZM161 193V192H160ZM163 193V192H162ZM165 193H167L165 191ZM164 193V195H165ZM176 193V192H175ZM197 193V192H196ZM217 193V191H216ZM220 193V192H219ZM224 193V192H223ZM231 193V194H232ZM262 194H264V192H261ZM135 194V192H134ZM132 192V195H134ZM151 194V193H150ZM149 194V196H150ZM184 194V193H183ZM229 194V193H228ZM261 194V195H262ZM131 195V194H130ZM142 195V196H143ZM156 195V194H155ZM154 195V196H155ZM160 195V194H159ZM163 195V194H162ZM161 195V196H162ZM168 195V194H167ZM165 195L166 197H169ZM172 195V194H171ZM170 195V196H171ZM174 195V194H173ZM195 195V194H194ZM213 195V193L211 194ZM210 195V197H211ZM219 195V194H218ZM232 195V197H233ZM240 195V196H237ZM255 195V196H256ZM260 195V199L261 197H263V195ZM77 196V197H76ZM92 196V195H91ZM141 196V195H140ZM160 196V197H161ZM186 196V195H184ZM192 196V195H191ZM190 196V197H191ZM216 196V195H215ZM214 196V197H215ZM221 196V195H220ZM228 196H231L230 194ZM40 197H46V199L48 200L49 203L45 202L43 199L41 200ZM133 197V196H132ZM136 197V195H135ZM165 197V198H166ZM178 197V196H177ZM188 197V195L186 196ZM189 197V198H190ZM194 197V196H192ZM213 197V196H212ZM240 197V198H238ZM101 198V200H100ZM143 199V197H141ZM152 199V197H150ZM154 198V197H153ZM170 198V197H169ZM172 198V197H171ZM182 198V196H181ZM255 198V197H254ZM131 199V198H130ZM133 199V198H132ZM135 199V198H134ZM156 199V197H155ZM154 199V200H155ZM163 199V198H162ZM183 199V198H182ZM256 199V198H255ZM146 199H143V201ZM157 200L158 199L157 197ZM185 200V197H184ZM205 200V199H204ZM257 200V199H256ZM264 199H262L263 201ZM100 201V202H99ZM137 201V199H136ZM143 201L141 202V204L143 203ZM148 203L149 201V197L147 196V200ZM145 201V203L148 205V203ZM183 201V200H182ZM189 201V199H188ZM192 201V200H191ZM208 201V199H207ZM261 201V200H260ZM128 202V201H126ZM132 202V201H131ZM138 202V201H137ZM151 202H153V200H151ZM165 202V200H164ZM199 202V201H198ZM223 202V201H222ZM231 202V200H230ZM245 202V203H244ZM156 203H158V201H156ZM177 203V202H176ZM187 203V202H186ZM185 203V204H186ZM213 203V202H212ZM237 203V204H238ZM53 205V207L50 206ZM93 204L94 206H96L94 208V206L92 205L91 210L89 209V206ZM110 204V205H109ZM133 204V203H132ZM135 204V202H134ZM145 204V205H146ZM150 204V203H149ZM159 204V203H158ZM157 204V205H158ZM163 204V203H162ZM167 203L163 204L166 205ZM183 204V203H182ZM233 204V203H232ZM236 204V205H237ZM238 204V205H239ZM260 205V203H258ZM72 205V206H76L77 209H81L82 214L81 217H79V219H74L76 218L75 216L73 218H71V214L68 212V206ZM109 205V206H108ZM139 205V204H138ZM154 204L151 203V206H153ZM188 205V203L186 204V206ZM237 207H240L238 206ZM254 205V204H253ZM143 206V204L141 205ZM150 206V208L152 209V207ZM156 206V205H155ZM159 206V205H158ZM161 206V205H160ZM168 206V205H167ZM194 206V205H193ZM234 206V205H233ZM233 206L230 208V210H232ZM255 206V205H254ZM108 207V208H107ZM127 207V208H126ZM163 208V206H161ZM166 207V206H165ZM179 207V206H178ZM198 207V206H196ZM242 207V206H241ZM241 207L239 209H241ZM242 209L240 210L241 212L244 213ZM246 207V208H248ZM263 207V206H262ZM72 208V207H69ZM107 208V210H106ZM148 208V207H147ZM185 208V207H184ZM193 208V207H192ZM203 208V207H201ZM264 208V207H263ZM74 209V207H73ZM76 209V211H78ZM131 208H129L130 210ZM157 209V208H155ZM164 209V208H163ZM169 209V208H168ZM188 209V207H187ZM236 209V208H235ZM259 209L260 206H259ZM259 209L257 210L258 212L261 213V210L259 211ZM131 210H135V209H131ZM172 210V209H170ZM175 210V209H174ZM178 210V209H177ZM216 210V209H215ZM215 210L212 209L211 210V215L205 219L206 222L208 220V223L210 225L213 224V220L215 218L216 215H214ZM228 210V209H227ZM230 210L226 211L228 217L229 214L233 211L237 210H232L230 212ZM245 210V209H244ZM247 210V209H246ZM250 210V209H249ZM73 211V210H72ZM75 211V210H74ZM75 211V212H76ZM114 210H112L113 212ZM158 211V210H157ZM161 211V210H160ZM167 211V209H166ZM182 211L185 212V210L183 209ZM189 211V210H188ZM248 211V210H247ZM254 211H256L254 209ZM79 212V211H78ZM110 212V211H109ZM110 212L112 215H115V212L112 213ZM116 212V213H117ZM128 212V211H127ZM131 212V211H130ZM136 211L132 212L133 214H135ZM142 212V211H141ZM162 212V211H161ZM178 212V211H177ZM187 212V211H186ZM232 212V213H233ZM250 213V211H248ZM253 212V211H252ZM72 213V212H71ZM136 213H139V211H137ZM188 213V212H187ZM219 213V212H218ZM223 213V212H222ZM225 213V214H226ZM231 213V214H232ZM239 213V211H238ZM248 213V217L249 214ZM258 213V214H260ZM70 214V215H69ZM73 214V213H72ZM79 214V213H77ZM76 214V216H77ZM129 214V213H128ZM128 214H127V219H128ZM143 214V212H142ZM192 214V213H191ZM245 214L246 211H245ZM244 214V215H245ZM264 214V213H263ZM70 216V218H67V216ZM131 215V214H130ZM129 215V216H130ZM139 214H136L135 216H138ZM147 215H149L147 213ZM151 215V214H150ZM149 215V216H150ZM181 215H183L181 213ZM186 213L184 214L185 217ZM190 215V214H189ZM219 215V214H218ZM239 215V214H237ZM237 215L235 218H237ZM252 215V214H251ZM253 215L254 212H253ZM252 215V216H253ZM117 217V214L115 215ZM135 216H133V221H137L139 220V218H136ZM144 216V215H143ZM148 219L152 218L149 217ZM179 216V215H178ZM177 216V217H178ZM188 216V215H186ZM200 216V215H199ZM233 216V217H232ZM232 219L234 218V215H232ZM243 216V215H242ZM260 216V215H259ZM258 217H255L258 220ZM263 216V215H262ZM21 217L23 219L24 222H28L27 224H29L30 226L28 227V229H26L25 227L21 228V230H18L16 228V224H15V219ZM106 217V216H105ZM121 217V216H120ZM137 219H135V218ZM220 217V215H219ZM226 217V216H225ZM241 217V216H240ZM244 217V216H243ZM131 218V216H130ZM130 218L128 220H130ZM159 218V217H158ZM183 218V216H182ZM194 218V217H193ZM197 218V217H196ZM201 218L202 217H198ZM206 218V217H204ZM250 218H252L250 216ZM263 218V217H262ZM83 222H78L79 220H81ZM122 219V218H121ZM123 219H126V217H124ZM122 219V220H123ZM143 219V218H142ZM140 219V220H142ZM147 219V218H146ZM155 219V218H153ZM153 219L151 221H153ZM188 219V218H187ZM186 219V220H187ZM191 219V218H190ZM200 219V220H201ZM220 219V218H219ZM239 219V217H238ZM237 219V221H238ZM245 219V218H244ZM264 219V218H263ZM161 220V219H160ZM167 220V219H166ZM205 220L203 224H205ZM253 220V219H252ZM255 220V219H254ZM260 220V219H259ZM112 221V220H111ZM132 221V220H131ZM148 221V220H146ZM229 221V220H228ZM233 221H235L233 219ZM251 221V220H248ZM256 221V220H255ZM255 221H252V223H254ZM8 222V224H6ZM13 222V226L9 223ZM134 222V224H136ZM139 223L143 222V221H138ZM137 222V223H138ZM156 222V220H155ZM177 222V221H176ZM216 222V221H215ZM221 222H225V220H221ZM259 222V221H258ZM111 223V224H110ZM127 223H129L127 221ZM144 223V222H143ZM142 223V224H143ZM159 223V222H157ZM156 223V224H157ZM251 223V222H250ZM249 223V224H250ZM251 223V224H252ZM260 225L263 224L264 222H259ZM259 223L256 222L257 226ZM142 224H138V228L139 225ZM148 224V222H147ZM153 224V223H152ZM160 224V223H159ZM183 224V223H182ZM216 224V223H215ZM248 224V225H249ZM155 225V224H154ZM167 225V224H166ZM184 225V224H183ZM208 226V224H206ZM229 225V224H228ZM253 225V224H252ZM250 225V226H252ZM259 225V226H260ZM130 226L132 227L131 231L130 228L128 229L127 227ZM165 226V225H164ZM181 226V225H180ZM185 226V225H184ZM217 226V225H216ZM254 226H252L253 228H255ZM262 226V225H261ZM264 226V225H263ZM16 228V231H13V228ZM119 227V228H117ZM135 227V226H134ZM141 227V226H140ZM152 227V226H151ZM154 227V226H153ZM152 227V228H153ZM159 227V226H158ZM157 227V230H158ZM183 227V226H182ZM191 227V226H189ZM142 228V227H141ZM144 228H146L144 226ZM143 228V229H144ZM162 227L159 228V230H161ZM187 228V227H186ZM185 228V229H186ZM238 228V227H237ZM244 228V227H243ZM24 229H26L24 231ZM137 229V228H136ZM155 229V227L153 228ZM153 229L151 231H153ZM180 229V228H178ZM185 229H183L185 231ZM191 229V228H189ZM252 229V228H251ZM257 229V228H256ZM109 230H113L111 233H106V231L108 232ZM141 230V229H140ZM145 230V229H144ZM158 230V231H159ZM182 230V231H183ZM194 230V229H193ZM219 230V229H218ZM221 230V229H220ZM238 230V229H237ZM250 230V229H249ZM103 231H105L103 233ZM138 231V230H137ZM172 231V230H171ZM201 231V230H200ZM224 231V230H221ZM253 231H255L253 229ZM167 232V231H166ZM180 232V231H179ZM178 232V233H179ZM186 232H190L186 230ZM185 232V233H186ZM240 232V231H239ZM256 232V231H255ZM2 233V232H1ZM140 233V232H139ZM144 234V232H142ZM156 233V232H155ZM153 233V234H155ZM161 233V232H159ZM181 233V232H180ZM249 233V232H248ZM149 234V233H147ZM158 234V232H157ZM206 234V233H205ZM211 234V233H210ZM253 234V233H252ZM180 235H184V234H180ZM186 235V234H185ZM189 235V234H188ZM197 235V234H196ZM208 236V234H206ZM216 235V234H215ZM140 236V235H139ZM145 236V235H143ZM150 236V235H149ZM161 236V235H160ZM166 236V235H165ZM164 236V238H165ZM187 236V235H186ZM192 236V235H191ZM204 236V235H203ZM202 236V237H203ZM212 237L213 233L210 235ZM218 236V235H216ZM220 236V235H219ZM256 236V235H255ZM156 237V236H155ZM178 236L176 235V238ZM193 237V236H192ZM198 237V236H197ZM202 237H199V239L201 238L202 240H199L198 242L203 241L201 244H209L207 243L208 239L205 240L204 243V239ZM141 238V236H140ZM160 238V239H159ZM156 240L159 242V244H154V242L148 244L147 247H145V250L148 251L147 249H150V251H154L157 252L158 246L160 245V248H162L161 245L165 246V250L164 252H167V245L164 244V239L163 237H159ZM170 238V236H169ZM182 238V237H181ZM184 238V237H183ZM182 238V239H183ZM187 238V237H186ZM190 239V237H188ZM196 238V237H195ZM149 239V238H148ZM178 239V238H177ZM188 239V240H189ZM193 239V238H192ZM190 239V241L192 240ZM214 238H211V240H213ZM215 239H219L218 237ZM214 239V240H215ZM146 240V239H145ZM155 240V241H156ZM180 239H178L179 241ZM194 240V239H193ZM210 240V239H209ZM142 240H140L141 243ZM149 241V240H148ZM189 241V242H190ZM197 241V239L195 240V242ZM147 242V241H146ZM168 242V241H167ZM184 242V241H181ZM211 242V241H210ZM218 242V241H217ZM57 244V246H55L54 248H56L55 251L56 255L58 254L59 256H57V258L55 256H51L50 252L52 253V251H54V248L52 247L54 244ZM156 243V242H155ZM161 243V244H160ZM193 243V242H192ZM212 243V242H211ZM215 243V241H214ZM228 243V242H227ZM261 243V242H260ZM126 244V245H125ZM147 244V243H146ZM178 244V243H177ZM198 244V243H197ZM3 245V247H5ZM128 245V246H129ZM141 245V244H140ZM174 245V244H173ZM199 245V244H198ZM248 245V244H247ZM246 245V246H247ZM14 246V245H13ZM139 246V245H138ZM144 246V245H143ZM172 246V245H171ZM177 246V245H176ZM209 246V245H207ZM212 246L215 245H211L209 246L210 249H212ZM229 248V245H227ZM246 246H244L246 248ZM6 247V249H7ZM16 247V246H15ZM24 247V245L22 246ZM130 247V246H129ZM128 247V248H129ZM137 246H135L136 248ZM140 247V246H139ZM175 247V246H174ZM187 247V246H186ZM191 247L194 248V246L192 245ZM201 249H203L202 245L200 246ZM206 247V246H205ZM231 247V246H230ZM253 247V245H252ZM256 247V246H255ZM2 248V247H1ZM18 248V246H17ZM26 248V247H25ZM29 247H27L26 250H28ZM134 248V249H135ZM164 248V247H163ZM178 248V247H177ZM181 248V247H180ZM188 248V247H187ZM191 248V249H193ZM195 248H197L196 244H195ZM194 248V249H195ZM222 248V244H218L216 245V251L215 249H212L210 251L214 250V253L209 251V255L208 257L210 258V262L211 264H214V262L216 261V259L219 258L220 259L223 257H228L229 258V254L230 252L227 253V255H223L222 253H225V251L221 250ZM224 248V247H223ZM222 248V249H223ZM248 248V247H247ZM258 248V247H257ZM260 248V247H259ZM3 249V248H2ZM65 249H69L66 251L69 252H62L65 251ZM131 249V248H130ZM141 249V248H139ZM156 249V251H155ZM159 249V248H158ZM173 249V248H172ZM189 249V248H188ZM192 251V253H194V250ZM206 249L208 250V248L206 247ZM230 249V248H229ZM253 249L256 250V248L253 247ZM8 250V249H7ZM13 250V249H12ZM26 250H23L26 251ZM132 251L133 250V246H132ZM136 250V249H135ZM160 250V249H159ZM164 250V249H163ZM179 250V248H178ZM197 250V249H196ZM226 250V249H225ZM247 251L249 249H246ZM251 250V249H250ZM249 250V252H250ZM262 250V249H261ZM3 251V250H2ZM6 251V250H5ZM29 251H31V248L29 249ZM28 251V252H29ZM127 251V250H126ZM139 252V250H137ZM162 251V250H160ZM159 251V253H161ZM185 251V250H184ZM187 251V250H186ZM198 251V250H197ZM206 251V250H205ZM203 251V252H205ZM228 251V250H227ZM254 252V250H252ZM259 250L257 249V253ZM17 252V251H16ZM142 252V251H141ZM139 252V253H141ZM151 252V254H152ZM163 252V251H162ZM173 252V251H172ZM181 252V251H180ZM179 252V253H180ZM196 252V251H195ZM256 252V251H255ZM4 253V252H3ZM7 253V252H6ZM131 253V252H130ZM132 255L130 256H133ZM136 253V252H135ZM134 253V254H135ZM137 253V254H139ZM144 253V252H143ZM149 253V252H148ZM158 253V254H159ZM169 253V250L168 252ZM177 253V252H176ZM175 253V255H177ZM208 253V252H207ZM246 255L248 254L247 252H245ZM251 253V252H250ZM9 254V253H8ZM162 254V253H161ZM181 254V253H180ZM186 254V252H185ZM198 255V252L196 253ZM202 254V253H201ZM226 254V253H225ZM260 254V253H259ZM3 255V254H2ZM14 255V254H13ZM141 255V254H140ZM146 256V254H144ZM160 255V254H159ZM167 256H165L164 260L168 261V263L172 260H170V255L166 254ZM174 255V254H173ZM231 255V254H230ZM253 255V254H252ZM256 255V254H255ZM254 255V257H256ZM9 256V255H8ZM47 258H46V257ZM127 256H129L128 252H127ZM136 256V254H135ZM139 256V255H138ZM150 256V253L149 255ZM153 256V254L151 255ZM150 256V257H151ZM195 256V255H193ZM192 256V257H193ZM200 256V255H199ZM222 256V257H221ZM55 257V258H54ZM134 257V256H133ZM137 257V256H136ZM156 257V255H155ZM159 257V256H158ZM176 257V256H175ZM225 257V258H226ZM5 258V257H4ZM45 258L47 260H45ZM53 259L52 261L49 259ZM140 258V257H139ZM144 258V257H143ZM146 258V257H145ZM183 258V256L181 257ZM242 258V257H241ZM14 259V258H13ZM19 259V258H18ZM21 259V258H20ZM32 259V260H33ZM138 259V258H136ZM142 259V257H141ZM152 259V257H151ZM162 259V258H161ZM189 259V258H188ZM194 259V258H193ZM1 260V259H0ZM68 262H67V261ZM126 260V261H125ZM146 260V259H145ZM154 260V259H153ZM195 260V259H194ZM225 260V259H223ZM222 260V261H223ZM231 260V259H230ZM240 260V258H239ZM245 259H243L244 261ZM248 260V259H247ZM253 260V259H252ZM263 260V259H262ZM18 261V260H17ZM144 261V259H143ZM147 261V260H146ZM166 261V262H167ZM175 261V260H174ZM191 261V259L189 260ZM264 261V260H263ZM26 262V261H25ZM154 262V261H153ZM156 262V261H155ZM162 262V261H161ZM173 262V260L171 261ZM187 262V261H186ZM209 262V263H210ZM226 262V260H225ZM233 262V261H232ZM253 262V261H252ZM140 263H142V261H140ZM165 263V262H164ZM163 263V264H164ZM167 263V264H168ZM194 263V262H193ZM208 263V261H207ZM245 263V262H244ZM247 263V262H246ZM261 263V262H260ZM35 264V263H34ZM154 264V263H153ZM158 264V263H157ZM160 264V263H159ZM162 264V263H161ZM173 264V263H172ZM181 264V263H180ZM190 264V263H189ZM196 264V263H194ZM206 264V263H205ZM227 264V262L225 263ZM229 264V263H228ZM253 264V263H252ZM255 264V263H254ZM263 264V263H262Z\"/></svg>","mask_w":264,"mask_h":264},{"label":"rangeland","instance_id":"2","mask_svg":"<svg viewBox=\"0 0 264 264\" xmlns=\"http://www.w3.org/2000/svg\"><path fill=\"white\" fill-rule=\"evenodd\" d=\"M150 1H154L155 2V9H154V7H152L153 9H152V11L157 15V21H159L161 18V24H163L162 26V29L164 30H162V33H163V36H164V38H165V40H164V38L162 37V36H160V38H163V41L164 42H166L168 45H169V43H170V48L172 49H170L169 48V46H167L166 47V43H164V44H166L165 45V48L167 49L166 51H168V48H169V51L167 52V54H171V51H173L172 52V54L171 55H173L174 57L177 55V54H175L174 53V50H173V48L175 49L176 48V43H177V50L175 49V52H177V53H179V55H177L176 56V59L175 58H173L171 55H170V57L171 58H173V61L174 62H172L171 64H173V68L171 67H169V69H171L170 70V73H169V69H168V73H166V76H164V77H162L161 78V76H151L150 77V79L148 80V83H149V85H148V87H149V89L152 91L154 88L152 87V83H154L155 85H154V87H156L153 91L155 92V94H154V92L152 91V93H153V98H154V100H155V104H156V106L157 107H155L154 109V119H155V121H154V119L153 118H150V117H148L149 119H145L144 120V122H145V124H143L142 125V127L145 129V133H143V135H142V137H141V141H143L142 139L143 138H145V136L144 135H147V133H148V135H147V139H148V137H149V139L147 140V143H146V146H148V151H146L145 153V157H143L144 156V154H142L141 155V158H142V160L143 159H145L144 161H143V167H142V174H144V175H140V176H142V178H146L147 176V178L145 179V180H147V179H149V177H151L150 178V180H147V181H145L144 179L143 180H139V181H137V183H139V184H136V186L135 187H137V190H138V192H137V190H136V188H135V190H134V188L132 189V191L130 190V189H128L127 190V195H126V197H125V199H124V205L125 206H127L126 208L127 209H125V213L126 214H122V213H119V215L121 216H118V212L115 210V207H114V205H112V207L110 208V206H109V210H108V214H110V217L108 216V215H105L104 216V218H106V219H111L109 222H113L114 220L119 224V221L120 222H122L123 221V223H125L126 222V224H133L134 226H133V229H135V231L133 232V234L135 235L134 236V240L135 241H133V242H137L139 239L140 240H142L141 241V243H140V240L137 242V243H139L138 245L140 246H138L136 243H133V244H135V245H129V244H125L126 246H125V252H126V256H125V258H126V260H132L133 262H135V264H163L164 262V264H167L168 263V261L166 262L165 260H164V258H165V256H167L166 254H169L170 255V260L172 259L173 260V262H169L168 264H194V263H196V264H211V262H210V258L208 257V255L210 254L209 253V251L210 250H212V249H215V251H216V245H218V244H222V248H221V250L222 251H225V253H222L224 256L225 255H227V253L228 252H230V254H229V258L228 257H223V258H221L220 259V256H219V258L218 259H216V261L214 262V264H225L226 262H227V264L229 263V264H264V223L263 224H261L260 225V223L259 222H261V220H262V222H264V200L262 201V199H264V194H262L261 192L263 191L264 192V183H263V181H264V167H263V165H264V146H263V144H264V139H262V137L264 138V133H263V131H262V129H264V92L262 93V88H261V82H260V77L261 78H263L264 79V75L262 74L263 72L262 71H264L263 69V64L261 63V61H263V63H264V52L263 51H261V50H264V44H262V43H264V37H262V36H264V33L262 34V32H264L263 30H264V23H262L261 22V19L263 20V22H264V0H262V2H261V0L260 1H258V0H242V1H244V2H246V1H248V5H250L251 6V8H250V6H248L247 5V2L244 4V2H241V0H227L228 1V4H227V1L226 0H215V3H216V5H218V6H216L215 5V3H213L214 2V0H210V1H208V0H166V1H164V3L165 4H163V3H161V2H163V0H150ZM173 1V2H172ZM175 1H176V3H180V2H182V3H180L179 5L177 4L176 5V3H175ZM187 1V2H186ZM206 1H207V3H206ZM222 1H226L225 3L223 2V4H225L224 6H225V8L223 7V4L221 3ZM233 1H235V2H233ZM249 1H251V3H252V5H251V3L249 2ZM254 3H253V2ZM160 2V3H159ZM171 2V3H170ZM187 3V5H186V3ZM197 2V3H196ZM203 2V3H202ZM210 2V3H209ZM229 2H231V3H233V4H230ZM191 3H193V4H191ZM211 3L213 4L212 6V10H213V13H214V16H212L213 15V13H209L210 11H212V10H209V8L211 9ZM218 3V4H217ZM240 3V4H239ZM242 3V4H241ZM250 3V4H249ZM256 3V4H255ZM258 3V4H257ZM160 4V5H159ZM168 4V5H167ZM174 4L177 6V8H176V6H174ZM202 4V5H201ZM207 4H209V6L207 5ZM222 4V6H220ZM244 4V5H243ZM167 5V6H166ZM229 5H231L232 7H229V9H228V6ZM260 5V6H259ZM263 5V6H262ZM164 6V7H163ZM171 6V7H170ZM181 6V7H180ZM185 6V7H184ZM194 6V8H192ZM196 6V7H195ZM200 6H205V9H208V10H205L204 9V7H203V9H201V8H199ZM227 6V7H226ZM233 6H235L234 8H233ZM242 6H244V7H242ZM247 6V7H246ZM258 6L259 7H261V10H262V8H263V12L258 8ZM159 9H158V8ZM172 7H175L176 8V11H175V8H173L172 9ZM184 9H183V8ZM191 7V8H190ZM236 7H237V9H236ZM246 7V8H245ZM249 7V8H248ZM255 9H254V8ZM166 8H168V9H166ZM179 8H181V9H183L185 12H186V9H187V12H186V14H184L185 12L183 11V10H181V9H179ZM217 8V9H216ZM223 8H224V10H223ZM241 8H243V9H241ZM151 9V8H150ZM159 10V13H157V11ZM173 10L172 12L171 11H167V10ZM219 9H221V11L219 10ZM235 9V10H234ZM241 9V10H240ZM255 11H254V10ZM165 10V11H164ZM192 10V11H191ZM205 10V11H204ZM214 10H216V11H214ZM228 10V11H227ZM233 12H232V11ZM237 10V11H236ZM239 10H240V12H239ZM242 10H244V11H242ZM247 10L249 11V12H247ZM255 12H253V11ZM257 10H259V11H257ZM156 11V12H155ZM175 11V12H174ZM181 12V13H183L182 14V16H181V14L179 13V12ZM202 11V12H201ZM209 11V12H208ZM218 11H220V12H218ZM236 11V12H235ZM242 11V12H241ZM252 11V12H251ZM257 11V12H256ZM262 13H261V12ZM170 12V13H169ZM192 14H191V13ZM203 12H204V14H203ZM218 12V13H217ZM227 14H226V13ZM230 12V13H229ZM232 12V13H231ZM235 12V15H236V17H234V15H233V13ZM165 13V15H163V14ZM177 14V13H179L178 15L179 16H173V14ZM210 14L209 16L207 15V14ZM239 13L241 14L240 16L241 17H243V18H241L240 16H238L239 15ZM258 13H261L260 14V16L258 15ZM171 14V15H170ZM174 14V15H175ZM225 14V15H224ZM229 14H231V15H229ZM246 14V15H245ZM248 14H250V15H248ZM255 14V16L253 17V15ZM219 15V16H218ZM222 16V19L220 20V18H221V16ZM261 15H263V18L261 17ZM171 16H172V18L174 19V20H176L178 17H179V21L178 20H176V21H174V20H172V19H170L171 18ZM186 16H188V19L186 18ZM190 16V17H189ZM217 16H218V18H219V20H217ZM226 16H227V20L225 19L226 18ZM232 18H231V17ZM246 16V18L248 19H246L247 21H249V22H247V21H245V20H243L244 19V17ZM251 18H250V17ZM257 16V18H258V16H259V18H261V19H257L256 20V17ZM160 19H159V18ZM170 17V18H169ZM181 17L182 18H184V19H186V20H184V23H181ZM203 17V18H202ZM206 17V18H205ZM210 17V19L211 20H209L208 18ZM225 17V18H224ZM234 17V18H233ZM250 19H249V18ZM169 18V19H168ZM214 20H213V19ZM216 18V19H215ZM230 18V19H229ZM239 18H241V19H239ZM252 18H254L253 20H252ZM159 19V20H158ZM167 19V20H166ZM181 19V20H180ZM206 19H208V21L206 20ZM226 21V23L224 22V20ZM229 19V20H228ZM182 20V21H183ZM202 20V21H201ZM240 20V23H238V21ZM242 20L243 21H245V22H242ZM256 20V21H255ZM259 20V21H258ZM168 21V22H167ZM173 21V22H172ZM211 21H213V22H211ZM215 21V22H214ZM222 21V22H221ZM229 21H230V23H229ZM232 21V22H231ZM237 21V22H236ZM253 21H255L256 22V24L255 23H253ZM258 21V22H257ZM163 22V23H162ZM177 22V23H176ZM180 22V23H179ZM219 22H220V24H219ZM241 22L242 23H245V25L244 26H242V25H240L241 24ZM166 23V24H165ZM169 23V24H168ZM174 23H176V27H175V24ZM179 23V24H178ZM188 23V24H187ZM208 23H210V25L208 24ZM211 23H214L213 25H214V28H213V26L211 25ZM226 25H225V24ZM250 25V24H252L253 25V27H255V26H258V27H255V28H257L256 30L258 31L257 33V35L259 36H257L256 35V31H252V30H255V28H253L252 29V27H251V25L248 27L247 25L248 24ZM261 23V24H260ZM181 24H183V25H181ZM194 24H195V26H194ZM207 24V25H206ZM231 25V27H230V25ZM239 24V25H238ZM247 24V25H246ZM260 24V25H259ZM263 24V25H262ZM167 25V26H166ZM189 25V26H188ZM193 25V26H192ZM215 25H217L216 27H218V28H216L215 27ZM229 25V26H228ZM191 26V27H190ZM199 26V27H198ZM208 26V27H207ZM233 26V27H232ZM248 27L247 28V31L245 30L246 28L245 27ZM261 26H262V28H261ZM177 28V30L176 29H174L173 30V28ZM185 27H186V29H185ZM194 27L196 28V29H194ZM205 27V28H204ZM240 27H242V28H240ZM168 28V29H167ZM189 28V29H188ZM190 28L192 29V30H190ZM210 28V30L208 31V29ZM218 29V30H216V29ZM170 29H171V33H172V35H171V33H170ZM178 29H179V31H178ZM220 29V30H219ZM221 29H222V31H224L223 33H222V31H221ZM239 29L242 31L243 29H244V31H246V32H244V31H242V32H240L239 31ZM259 29V30H258ZM262 31H261V30ZM177 31V32H175L174 33V31ZM251 32H250V31ZM184 31V32H183ZM188 31V32H187ZM190 31V32H189ZM194 31L195 32H197V33H194ZM199 31V32H198ZM201 31H203V32H201ZM205 31H206V33H205ZM210 31H211V33H210ZM221 31V33H219ZM260 31V32H259ZM187 32V33H186ZM248 32H250V33H248ZM189 33V34H188ZM217 35H216V34ZM218 33H219V35H218ZM239 33H240V35H239ZM253 33V34H252ZM164 34H166V35H164ZM177 34H179V36L177 35ZM213 34V35H212ZM225 35V37H222L223 35ZM247 34H249L248 36L250 37H248L247 36ZM260 34V35H259ZM188 35H190L189 37H188ZM196 36V35H198V36H196V37H194V36ZM201 35V36H200ZM228 35H229V37H228ZM238 35V36H237ZM244 35H246V36H244ZM254 35V36H253ZM256 35V36H255ZM166 36V37H165ZM172 36H173V38H172ZM176 36V37H175ZM192 36H193V38H192ZM205 36V37H204ZM219 36V37H218ZM244 36V37H243ZM261 36V37H260ZM170 37V38H169ZM188 37V38H187ZM201 37V38H200ZM220 37H221V39H222V41H221V39H220ZM238 37V38H237ZM252 37V38H251ZM168 38V39H167ZM178 38V39H177ZM192 38V39H191ZM195 38V39H194ZM207 38V39H206ZM217 38V39H216ZM256 38H258V39H256ZM171 39V40H170ZM175 39H176V41H175ZM190 39V40H189ZM195 41H194V40ZM196 39H198V40H196ZM216 39V40H215ZM225 39V40H224ZM244 39V40H243ZM261 39V40H260ZM167 40V41H166ZM173 40V41H172ZM184 40V41H183ZM210 40V41H209ZM233 40H235V41H233ZM257 40V41H256ZM262 41L261 43H260V41ZM175 41V42H174ZM182 41H183V43H182ZM186 41V42H185ZM197 41H198V43H197ZM207 42V44H206V42ZM215 41V42H214ZM232 41V42H231ZM173 42L175 43L174 44V46L172 45L173 44ZM208 42H210V43H212V44H210V43H208ZM234 42V43H233ZM244 43V47H243V43ZM246 42H248V43H251V42H253L252 44H248V43H246ZM186 43L187 44H189V46L188 45H186ZM192 43H193V45H192ZM205 43V44H204ZM213 43H215L216 44V46H214L215 44H213ZM58 44V43H57ZM217 44H218V46H217ZM225 44V45H224ZM234 44H238L237 46H235ZM240 44V45H239ZM257 44V45H256ZM180 45V46H179ZM198 45V46H197ZM212 45V46H211ZM234 45V46H233ZM251 45H253V46H251ZM256 45V46H255ZM258 45H260V46H262V49L259 47V49H257L258 48ZM224 46V47H223ZM227 46V47H226ZM232 46V47H231ZM240 46V48H237V47H239ZM43 47H45V48H48V46L47 45H44ZM185 47V48H184ZM190 47H192V49L193 50H195V52L193 51V50H191L190 51ZM194 47H195V49H194ZM198 49H197V48ZM210 47V48H209ZM212 47V48H211ZM223 49H222V48ZM235 47V48H234ZM248 49H247V48ZM249 47H252V48H254V50H252V48L250 49ZM225 48V49H224ZM244 48V49H243ZM236 49H237V51H236ZM242 49H243V51H242ZM7 50H9V51H7ZM178 50H179V52H178ZM182 50H183V53H181L182 52ZM185 50V51H184ZM223 50L225 51V52H223ZM247 50V51H246ZM249 50H251V52L249 51ZM256 50V51H255ZM259 50V51H258ZM6 56L5 57H7L6 59H4L3 57H4V55L2 56V58H1V56H0V82H7V81H5V79L6 80H8V79H11L10 81H8V83H4L3 84V86H4V90H5V92L2 90V91H0V95L1 96H4V99L3 98H1L0 99V103L1 104H3L2 102H4V106L6 105V108L3 106V105H1L0 104V108L1 109H3L4 108V112L0 109V113L2 112V114H4V113H6L7 111H10V112H7L6 114H8V113H11V114H19V111L17 110V112H16V108L17 107H19V105H21L20 106V109L22 110V108H23V110H26L27 108V106L25 107V103H24V101L26 102V100H27V97H25V96H27V95H22V93H20L21 91H22V88L24 89V87H26L29 83H31L32 84V80L31 79H28V78H30L29 76V74H26L25 72H28L27 70H25V71H23L21 74L19 73V69L17 68V61H14V63H16V64H14L13 63V59H14V57L15 56H12L13 55V53L11 52L12 50H11V48L10 47H7V49H6ZM210 51H212V53L210 52ZM221 51V52H220ZM233 51H234V55L232 54L233 53ZM238 51H239V53H238ZM244 51H246V52H244ZM255 51V52H254ZM257 51H258V53H260L259 55L257 54ZM184 52H186V53H184ZM192 52V53H191ZM200 52V53H199ZM210 52V53H209ZM214 52V53H213ZM217 52L219 53V54H217ZM228 52V53H227ZM248 52V54H245V55H243L244 53H247ZM263 52V53H262ZM7 53L9 54L8 56H7ZM191 53V54H190ZM194 53V54H193ZM199 55H197V54ZM224 53V54H223ZM238 53V54H237ZM242 53V54H241ZM250 53H252L253 55H250ZM181 54V55H180ZM184 54H190L191 56L189 57V55H187L188 56V58H187V60H184L183 59V57L185 58V55ZM201 54V55H200ZM214 54V55H213ZM238 55V58L239 57H241V59H242V61H241V63L242 62H244V63H246V64H244V63H242V65H240L239 63H238V58L236 57L237 55ZM257 54V55H256ZM262 54V55H261ZM192 55H194V56H192ZM217 55V56H216ZM223 56V57H220V56ZM247 55V57L245 58V56ZM256 55V57H254L253 58V56H255ZM199 58H198V57ZM214 56V57H213ZM233 56V57H232ZM261 56V57H260ZM10 57H13V59L12 58H10ZM178 57H180V58H178ZM193 57V58H192ZM263 57V58H262ZM12 59V61H10L9 62V60L10 59ZM191 58V59H190ZM194 58H196L197 59V61H198V59H199V62H198V64H196L197 63V61H196V59L194 60ZM218 58V59H217ZM232 58L233 59H235V61H237V62H232L233 60H232ZM255 58H257V59H255ZM3 59V60H2ZM7 59H9V60H7ZM177 60L178 62L180 61V63H177V61H175V60ZM181 59H183L184 60V62H183V60L181 61ZM188 59H190V60H188ZM212 59V60H211ZM225 59V60H224ZM237 59V60H236ZM258 59H259V61H258ZM1 60L3 61V62H5V64H4V67H2V65H3V62H1ZM5 60V61H4ZM192 60H194L193 61V64L191 65V63H192ZM212 62H211V61ZM214 60V61H213ZM223 60V61H222ZM246 62H245V61ZM253 60H254V63L255 62H260V64L257 62V63H255V64H253ZM261 60V61H260ZM8 61V63H6ZM186 61H188V63L186 62ZM225 61V62H224ZM189 62H190V65H189ZM211 62V63H210ZM214 62V63H213ZM216 62V63H215ZM223 62H224V64H223ZM252 62V63H251ZM2 63V64H1ZM185 64V66H187L188 68L189 67H193L192 69L194 70V69H196V68H198L197 67V65L200 67V68H198V69H196L197 70V72L195 73V70L191 73V68H189V69H187V67H183L184 66V64ZM194 63H195V65H194ZM199 63H201V64H199ZM211 64V65H209V64ZM248 63V64H247ZM181 64H183V65H181ZM233 64V65H232ZM259 66H258V65ZM7 65V66H6ZM200 65H202V66H200ZM213 65V66H212ZM222 65H223V67H222ZM228 65V66H227ZM257 66V68L255 69V66ZM13 66H14V68H13ZM16 66V67H15ZM180 66V67H179ZM195 66H196V68H195ZM217 66V67H216ZM230 66V68L229 69H227L228 67ZM235 66V68H233L232 69V67H234ZM248 66H250V67H248ZM261 66V67H260ZM181 67H183L184 69H186L187 71H190L188 74L189 75H187V73L184 75V77H183V75H181V70H180V68ZM201 67H203L204 69H202ZM245 67H247V68H245ZM260 67V70L261 71H259L258 70V68ZM4 70H3V69ZM10 69V71H8V72H10L11 73V76H16V79H14L15 77H13V78H11V76L10 75H7V74H9V73H7V71L6 70H8V69ZM12 68V69H11ZM210 68H212V69H210ZM216 68V69H215ZM226 69V70H222L224 73H225V75H222V74H224V73H222V71H221V69ZM173 69V70H172ZM214 69H215V71H214ZM238 71H240V72H238ZM246 69V70H245ZM13 70H15V73L17 72V75H15V73H14V71ZM175 70L177 71H179L180 70V73L177 71V73L178 74H180V75H178L177 73H174L175 72ZM210 70V71H209ZM213 70V71H212ZM218 70V74L216 73V71ZM235 70V71H234ZM243 70V71H242ZM6 71V72H5ZM201 71H203V72H201ZM207 71V72H206ZM227 71V72H226ZM235 73H234V72ZM247 71V72H246ZM12 72L14 73V74H12ZM206 72V73H205ZM221 72V73H220ZM243 72V73H242ZM260 72H261V74H262V76H258V78H256L257 76H254L255 74L257 75H261L260 74ZM2 73H6V74H2ZM18 73L21 75H18ZM173 74L172 76H174V77H171V75L170 74ZM191 73V74H190ZM201 73V74H200ZM203 73V74H202ZM229 73V74H228ZM237 73V77H235L236 74ZM239 73H240V75H239ZM242 73V74H241ZM26 74V77H24V75ZM148 74H149V71H148ZM167 74L170 76V79L168 78L169 76H167ZM193 74H195V75H197L198 76V78H197V76H195L194 75V79L195 80H193L192 81V79L193 78H191L190 79V77H193ZM221 74V75H220ZM244 74V75H243ZM2 75H6V76H3L2 77ZM28 75V76H27ZM175 75H177L176 77H183V78H180L179 77V79H181V80H179V79H177V80H179V82H175ZM192 75V76H191ZM200 75V76H199ZM202 75V76H201ZM213 75V76H212ZM251 75H253L254 77H255V85H251V84H249V83H246V82H248V81H250V80H252L253 78V76L251 77V79H250V76ZM21 78H20V77ZM23 76V77H22ZM148 76L149 75H147V73H146V75H145V79L144 80H147V78H148ZM186 76H188V79H185V78H187ZM221 76H223V77H221ZM226 76H227V79H226ZM240 76V77H239ZM9 77V78H8ZM213 77V78H212ZM228 77H229V80H228ZM233 77V78H232ZM245 77V78H244ZM4 78V79H3ZM26 78V79H25ZM153 78H155L154 80H153ZM164 78V79H163ZM232 78V79H231ZM250 80H249V79ZM18 79H20V80H18ZM151 79L153 80V81H151ZM165 79H169V80H171V82H174V83H172L171 84V82L168 80V81H166ZM183 79H185L184 81L186 82V83H188V84H184L185 82L183 81ZM239 81H238V80ZM247 79V80H246ZM256 79H258V82H257V80ZM14 80V81H13ZM18 80V81H17ZM156 80V82H154ZM189 80H191V81H189ZM218 80L221 82V84L219 83V85H218ZM227 80V81H226ZM28 83H27V82ZM157 81H158V83H157ZM162 81H164V83L165 84H167L168 86H167V88H168V90H167V88L165 87V84L164 83H162L163 85H164V88L162 87L163 85L160 83V82H162ZM166 81V82H165ZM180 81H181V83L182 82H184V83H182V84H184V85H182V84H180ZM188 81V82H187ZM197 81V82H196ZM199 81V82H198ZM217 81V82H216ZM235 81V82H234ZM243 81H245V83L243 82ZM14 82H18V84L17 85H19L18 87H20V88H18L17 87V85L14 83ZM152 82V83H151ZM190 82H191V84H192V87H190L191 86V84H190ZM196 82V83H195ZM226 82V83H225ZM239 82H241L240 84H239ZM10 83H11V87H10ZM20 83V84H19ZM26 83V84H25ZM157 83V84H156ZM160 83V84H159ZM195 83V86L193 85ZM233 83V84H232ZM235 83V84H234ZM250 83H252V84H254L253 83V80L252 81H250ZM13 84V85H12ZM25 84V85H24ZM159 84V85H158ZM170 84V85H169ZM178 84V85H177ZM246 84V85H245ZM249 84V85H248ZM258 84L260 85V86H258ZM6 85V86H5ZM21 85V86H20ZM162 85V86H161ZM180 85V86H179ZM199 85V86H198ZM221 85V86H220ZM228 85H230L231 87H227ZM234 85V86H233ZM240 85H242V86H240ZM3 86H1V88L3 89ZM8 86V87H7ZM161 86V87H160ZM169 86H170V88H169ZM172 86L175 88V89H172ZM178 86V87H177ZM181 86L183 87L184 86V88H186V89H184V88H181ZM195 88H194V87ZM198 86V87H197ZM216 86H218V87H216ZM224 86V87H223ZM227 88H226V87ZM251 86H253V89L251 88ZM258 86V87H257ZM22 87V88H21ZM179 87H180V89H179ZM200 87V88H199ZM224 88V89H222V88ZM239 87V88H238ZM240 87H241V89H240ZM260 87V88H259ZM1 88H0V90H1ZM19 89V90H16V89ZM163 89V90H161V89ZM166 88V89H165ZM176 88H178L179 90H177ZM192 88H194V89H192ZM199 88V89H198ZM215 88H217L218 89V91H219V93H218V91H217V89H215ZM228 88H230V89H228ZM238 88V89H237ZM7 89V90H6ZM11 91H10V90ZM12 89H15V90H13L12 91ZM169 89H172V90H169ZM184 91H183V90ZM191 89V90H190ZM220 89V90H219ZM227 90V92H226V90ZM169 91V92H167V91ZM196 90V91H195ZM199 90V91H198ZM208 90H209V92H208ZM231 90V91H230ZM243 90V91H242ZM249 90H251V91H249ZM172 91V92H171ZM176 91H177V93H178V95L176 94ZM183 91V92H182ZM185 91H187V92H185ZM193 91V92H192ZM206 91V92H205ZM226 92V93H224V92ZM235 91V92H234ZM1 92H3V93H5V94H3V93H1ZM13 92L15 93V92H17V93H15V94H13ZM19 92V93H18ZM192 92V93H191ZM205 92V93H204ZM242 92V93H241ZM246 92V93H245ZM250 92V93H249ZM260 92V93H259ZM10 93H11V95L13 96L14 95V97H15V99H13L14 97H11V95H10ZM161 93V94H160ZM163 93V94H162ZM167 93V94H166ZM168 93H170V95L168 94ZM173 95H172V94ZM182 93V94H181ZM200 93V94H199ZM209 93H211V94H209ZM216 93H218V94H222L221 96L220 95H218V94H216ZM3 94V95H2ZM8 94V95H7ZM18 94H21V95H19L20 97L21 96H24V97H19V96H15V95H18ZM157 94V95H156ZM163 97L164 95H166V96H164L165 97V99H164V97L162 98L160 95ZM176 94V96H174ZM187 94H190V95H187ZM214 94V95H213ZM223 94H224V96H223ZM232 94V95H231ZM237 94V95H236ZM242 94H243V96H242ZM258 94H263V95H261L263 98L261 99V96L260 95H258ZM169 95V97H167ZM172 95V96H171ZM179 95H183L182 97L181 96H179ZM186 95H187V97H186ZM193 95V96H192ZM196 95V96H195ZM207 95H209L210 97H208ZM240 95V96H239ZM8 96V100L10 101H8V100H6L7 98H5V97H7ZM188 96H190L189 98H188ZM214 96V97H213ZM259 96H260V99L261 100H263V102L259 99ZM17 97V98H16ZM19 97V98H18ZM160 97L161 98V100L160 99H158V98ZM184 97H186L185 99H183ZM192 97V98H191ZM218 97V98H217ZM222 98V99H220V98ZM243 97V98H242ZM10 98H12V99H10ZM174 98H176V99H174ZM181 98V99H180ZM213 98V99H212ZM242 98V99H241ZM251 98V99H250ZM253 98H254V100H253ZM18 99H21V100H24L23 101V103H22V101L21 100H19L18 101ZM62 99V98H61ZM167 99V100H166ZM173 99H174V101H177V102H172L173 101ZM178 99V100H177ZM180 99V100H179ZM204 99H212V101L214 102V104H215V106L217 107V104L219 103L220 104V102H221V104H220V106L218 105V111H220L225 117H226V120H225V118H224V120H225V122H223V123H221V124H219V123H216L217 124V126H216V128H215V125L216 124H214V123H209L208 121H209V119H207V117H205L203 114H202V109H201V107L197 104L199 101L201 102L202 100H204ZM214 99H216V100H214ZM236 99V100H235ZM245 99H246V102H245ZM261 101V102H258L259 104L261 103V105H259L258 103H257V101ZM259 99V100H258ZM14 100H16L15 102H13ZM158 100V101H157ZM159 100H160V102H161V104H160V102H159ZM163 100H165L164 102H163ZM172 100V101H171ZM256 101L255 102V104L253 103V101ZM2 101V102H1ZM7 101V102H6ZM17 101H18V103H19V105H18V103H17ZM190 101V102H189ZM218 101V102H217ZM252 101V102H251ZM7 104H6V103ZM13 102V103H12ZM167 102V103H166ZM15 103H17V104H15ZM162 103H164V105L162 104ZM169 103H171V104H169ZM217 103V104H216ZM233 103H235V104H233ZM248 103V104H247ZM8 104H10V105H8ZM12 104H15V105H13V106H16V107H12ZM176 104H178L176 107H175V105ZM187 104V105H186ZM225 104V105H224ZM244 104H245V106H244ZM254 104V105H253ZM18 105V106H17ZM24 105V106H23ZM163 105V106H162ZM171 105V106H170ZM197 105H198V107H197ZM237 107H236V106ZM238 105H240L239 106V108L241 109V110H243L244 109V111H245V115H246V117H243L242 115H244V112H242V114L240 113V109L238 108ZM253 105V106H252ZM255 105H257V106H255ZM259 105V106H258ZM3 106V107H2ZM9 106V107H8ZM160 106V107H159ZM191 106V107H190ZM223 106H225L224 108L225 109H227V108H229L231 111H229V109H227V110H225L224 108H223ZM260 106H261V108H260ZM263 106V107H262ZM172 109H170V108ZM173 107V108H172ZM178 107V108H177ZM184 107H186L185 109H184ZM197 107V108H196ZM223 109V111H226V112H223L221 109ZM244 107V108H243ZM250 107V108H249ZM251 107H255V108H252L253 109V111H251L250 109H251ZM259 109H258V108ZM14 110H13V109ZM164 108V109H163ZM169 108V109H168ZM190 108V109H189ZM199 108V109H198ZM236 108V109H235ZM238 108V109H237ZM10 109V110H9ZM11 109H12V111H11ZM50 109V108H49ZM49 109L47 110V111H49ZM158 109V110H157ZM165 111H163V110ZM168 109V110H167ZM175 109H176V111H175ZM189 109V110H188ZM246 109V110H245ZM173 111L174 113H170V111ZM191 110L194 112H191ZM239 110V111H238ZM258 111V112H256V111ZM184 111H186V113H184ZM189 111V112H188ZM16 112V113H15ZM160 112V113H159ZM166 113L165 115H164V113ZM228 112V113H227ZM229 112H230V114H229ZM234 112V113H233ZM237 112L240 114V115H237ZM251 112V113H250ZM156 113V114H155ZM162 113H163V115H162ZM181 113V114H180ZM232 113V114H231ZM256 113H258V115H256ZM158 114V115H157ZM184 114V115H183ZM186 114H187V117H186ZM191 114H192V116H193V114H194V116L192 117L191 116ZM200 114V115H199ZM226 114V115H225ZM230 116H228V115ZM251 114V115H250ZM255 114V115H254ZM8 115H10V114H8ZM172 115V116H171ZM181 115H183V116H181ZM189 115V116H188ZM236 115L238 116V117H236ZM244 115V116H245ZM156 116H158V117H156ZM174 116H175V119H174ZM201 116V117H200ZM241 116H242V118H241ZM251 116H254V117H251ZM160 117V119H158ZM164 117H165V119H164ZM233 117H234V119H235V121H237L236 123H235V121H234V119H233ZM257 117V118H256ZM181 118H183V119H181ZM189 118V119H188ZM191 118H192V120H191ZM199 120H198V119ZM231 118V119H230ZM252 118L254 119V120H252ZM173 120L172 122H173V124L171 123V120ZM229 119H230V121H229ZM233 119V120H232ZM240 119V120H239ZM244 119H245V121H244ZM257 119V120H256ZM260 119V122H258V124L256 123L255 124V122H257L258 120ZM148 120V121H147ZM158 120H160V121H158ZM175 120V121H174ZM183 120V121H182ZM190 120V121H189ZM199 122H198V121ZM208 120V121H207ZM232 120V121H231ZM150 121V122H149ZM153 121H154V123H156V124H154L153 125ZM170 121V122H169ZM248 121V122H247ZM253 121H254V123H253ZM263 121V122H262ZM148 124H147V123ZM168 122V124H166ZM180 122V123H179ZM183 122V123H182ZM190 122H191V124H190ZM227 122V123H226ZM231 124H230V123ZM247 122V123H246ZM249 122H251L250 124H249ZM262 122V123H261ZM209 123V124H208ZM229 123V124H228ZM261 123V124H260ZM131 124V123H130ZM129 124V128H130V131H131V133H132V129H131V125ZM150 124V125H149ZM152 124V125H151ZM158 124V125H157ZM182 124V125H181ZM210 124H211V126H210ZM227 124V125H226ZM237 124V125H236ZM255 124V129L253 128L254 125ZM169 126L168 128H166V126ZM171 125V126H170ZM185 125V126H184ZM193 125V126H192ZM220 125V126H219ZM227 127H226V126ZM229 125V126H228ZM230 125H231V127H230ZM233 125V126H232ZM236 125V126H235ZM240 125H241V127H240ZM248 125V126H247ZM145 126V127H144ZM153 126V127H152ZM154 126H155V128H154ZM180 126V127H179ZM252 126V127H251ZM205 127H207V128H205ZM218 127V128H217ZM248 127V128H247ZM260 127V129H258ZM152 128H154V129H152ZM156 128H157V130H156ZM159 128V129H158ZM178 128V129H177ZM212 128V129H211ZM246 128V129H245ZM187 129V130H186ZM189 129H191L190 131H188ZM215 129V130H214ZM218 129H221L220 131L218 130ZM226 129V130H225ZM228 129H230L229 130V132H230V134H228L229 132H227L228 131ZM245 129V130H244ZM248 129V130H247ZM251 129H253L254 130V133H253V131L251 130ZM258 129V130H257ZM43 130H46V128L44 127V129L42 128L41 129V132L43 131ZM160 130V131H159ZM224 130V131H223ZM159 131V132H158ZM167 131V132H166ZM175 131V132H174ZM183 131V132H182ZM185 131V132H184ZM203 131V132H202ZM208 131V132H207ZM262 131V132H261ZM162 132H164V133H162ZM166 132V133H165ZM170 132V133H169ZM182 132V133H181ZM186 132H188L187 134H186ZM190 132H192V133H190ZM197 134H196V133ZM215 132V133H214ZM220 132H222V133H220ZM225 134H224V133ZM263 133V135H261V133ZM157 133V134H156ZM161 134V136L163 135V137L165 136V138H168V139H166L165 140V138H161V136H160V134ZM205 133V134H204ZM211 133V134H210ZM217 133V134H216ZM258 133H260V136H256V135H259ZM169 134V135H168ZM200 134V135H199ZM220 134H222V135H220ZM226 134H227V136H226ZM250 134H252V135H250ZM150 135V136H149ZM183 135V136H182ZM191 135V136H190ZM195 135H198L197 136V138H195ZM205 135H207V136H205ZM214 136V135H217L216 137L214 136V137H212V136ZM226 137H225V136ZM244 135H245V137H244ZM158 136H160V137H158ZM166 136H168V137H166ZM182 136V137H181ZM188 136V137H187ZM201 136V137H200ZM206 138H205V137ZM209 136H211L212 137V139H211V137L209 138ZM221 136V137H220ZM223 136H224V138H223ZM231 136V137H230ZM262 136V137H261ZM71 137H75L74 135L73 136H71ZM199 137V138H198ZM204 137V138H203ZM219 137V138H218ZM232 137H233V139H232ZM251 137V138H250ZM254 137H258L259 138V141L260 142H262L261 143V146H263V149H262V147H259L260 148V150H258L259 148H256L255 146H253L252 145V143H251V139H253ZM156 139V141H154L155 139ZM160 138V139H159ZM189 138V139H188ZM205 140V142H206V144H204L205 142H204V140ZM208 138V139H207ZM215 138V139H214ZM222 138V139H221ZM226 138V139H225ZM228 138V139H227ZM250 138V139H249ZM162 139L164 140L163 141V143H162ZM199 140V142H198V140ZM225 139V140H224ZM153 141L152 142V145L151 146H149L148 145V143L150 142V141ZM168 140V141H167ZM186 140H188V141H186ZM194 140V141H193ZM207 140V141H206ZM210 140V141H209ZM216 140H217V142H216ZM247 140V141H246ZM183 141V142H182ZM185 141V142H184ZM203 141V142H202ZM215 141V142H214ZM161 144H160V143ZM168 142V144H166ZM170 142H174L173 144H171ZM193 142V143H192ZM201 142V143H200ZM214 142V143H213ZM223 142V143H222ZM226 142V143H225ZM237 142H239V143H237ZM156 143H158V144H156ZM187 143V144H186ZM189 143V144H188ZM197 143V144H196ZM200 143V144H199ZM217 143V144H216ZM222 145H221V144ZM244 143V144H243ZM246 143V144H245ZM167 145L166 147H165V145ZM172 146H171V145ZM184 144H185V146H187V147H185L184 146ZM199 144V145H198ZM202 144H203V146H202ZM208 144H211V145H208ZM226 144H227V146H226ZM239 144V145H238ZM250 144V145H249ZM126 145L128 146V147H130L131 145H132V143H126ZM164 146V147H160V146ZM193 145V146H192ZM197 145L199 146V148L197 147ZM204 145H205V147H204ZM213 145V146H212ZM242 145V146H241ZM156 146H158V147H156ZM170 146V147H169ZM207 146V147H206ZM229 146V147H228ZM234 146V147H233ZM172 147V148H171ZM175 147H176V149H175ZM191 147V148H190ZM202 147H204V148H202ZM210 147V148H209ZM218 147V148H217ZM226 147V148H225ZM227 147L230 149V150H228L227 149ZM235 147H237L236 149H237V151H242V150H246V148H248V151L249 152H247L246 153V159L245 160H247V158L248 159H250L249 161H247L246 163L248 164V167H250V168H254L253 169V175H251L250 176V181L252 180V182L254 181V183H251L250 181L249 182H247V177H246V179L244 178V176L243 175H238L237 177H236V175H237V172H234V173H232V174H230L229 175V178H230V180H229V178H226V179H224V181L222 180V182H223V185H222V183H221V185H220V187L221 186H223V187H221L220 188V190H218V188H217V190H215V191H213V185H214V183L216 182V181H218L220 178H221V176L223 177L224 176V174H225V169L224 168H222V166L221 165H223V164H226L229 160H230V158H231V154H234L235 152H236V149H235ZM153 148V149H152ZM169 148V149H168ZM186 148H187V150H188V148H189V150L188 151H190V152H188L187 153V150H186ZM201 148H202V150H201ZM244 148V149H243ZM151 149V150H150ZM160 149H162V150H160ZM168 149V150H167ZM215 149H216V151H215ZM218 149V150H217ZM226 149V150H225ZM240 149V150H239ZM255 150V152H254V154L252 153V152H250V150ZM262 149V150H261ZM154 150V151H153ZM159 150H160V152H159ZM180 150H182V151H180ZM199 150V151H198ZM200 150H201V152H200ZM225 150V153H227L228 152V154H229V157H227V158H225L226 159V161L224 160V156L223 155H225V153L223 152ZM79 153H81L82 151H80V150H77ZM76 151V152H77ZM157 151V152H156ZM163 151H165V152H163ZM185 151V152H184ZM194 151V152H193ZM77 152V153H78ZM148 152V153H147ZM149 152H151V153H149ZM155 152V153H154ZM170 152V153H169ZM198 152H200V154H198ZM208 154H207V153ZM211 152H212V154H211ZM215 152H216V154H215ZM220 153L221 155H219L218 153ZM59 153V152H58ZM153 153V154H152ZM157 153H158V155H157ZM164 153V156L162 157V154ZM165 153H167V154H165ZM181 153V154H180ZM255 153H256V155H255ZM263 153V154H262ZM148 154V155H147ZM150 154V155H149ZM161 154V155H160ZM176 154H177V157H176ZM185 154V155H184ZM186 154H188L187 156H186ZM203 154H205V155H203ZM223 154V155H222ZM153 155H155V156H153ZM157 155V156H156ZM160 155V156H159ZM182 155V156H181ZM196 155H199V156H196ZM201 155V156H200ZM207 155V156H206ZM150 156V157H149ZM158 156H159V158H158ZM169 156V157H168ZM181 156V157H180ZM189 156V157H188ZM213 156V157H212ZM161 157V158H160ZM166 157H168V159H166ZM176 157V158H175ZM186 157H187V159H188V161H187V159H186ZM207 157V158H206ZM223 157V158H222ZM153 158V159H152ZM155 158H157V160H155ZM164 158V160H162ZM181 158V159H180ZM253 158L255 159V158H257L258 160H259V163L261 164H259V169H260V172H256L257 171V169H256V167H254V161H253ZM147 159V160H146ZM168 160V161H166V160ZM195 159V160H194ZM204 159V160H203ZM210 159V160H209ZM175 160V161H174ZM182 160H184V161H182ZM193 160V161H192ZM199 160V161H198ZM202 160V161H201ZM149 163V164H151L152 162V164L148 167L147 165H149L147 162ZM155 161H157L156 163H155V165H154V162ZM165 163H164V162ZM171 161V162H170ZM182 161V162H181ZM192 161V162H191ZM194 161L196 162V163H194ZM218 161H219V165H217V163H218ZM164 163V165H163V163ZM177 162V163H176ZM179 162V163H178ZM210 162V163H209ZM212 162V163H211ZM252 162V163H251ZM162 163V164H161ZM168 165H167V164ZM172 163V164H171ZM186 163H188V164H186ZM199 163V164H198ZM208 163L210 164V165H208ZM157 164V165H156ZM191 164V165H190ZM198 164V165H197ZM203 164H205V165H203ZM215 164V165H214ZM263 164V165H262ZM163 167H162V166ZM165 165L167 166V167H165ZM197 165V167H195ZM212 165V166H211ZM217 165V166H216ZM253 165V166H252ZM179 166V167H178ZM189 166V167H188ZM200 166V167H199ZM261 166V167H260ZM165 167V169H166V171H164L163 172V174H162V170H165V169H163ZM182 167V168H181ZM207 167V168H206ZM147 168H148V170H149V172L146 174V176H145V173H146V170H147ZM152 168V169H151ZM154 168V169H153ZM160 168H162V169H160ZM173 170H172V169ZM175 168V169H174ZM178 168V169H177ZM186 168V169H185ZM196 168V169H195ZM201 168V169H200ZM205 168V169H204ZM146 169V170H145ZM159 169L161 170V173H160V171H159ZM177 169V170H176ZM181 169H183L182 171H180ZM189 169H192V170H189ZM197 169H199L198 171H199V173L197 172ZM222 169H224V170H222ZM262 169V170H261ZM134 170H136V169H133V171ZM147 170V171H148ZM152 171V173H151V171ZM178 170H179V172L180 173H178ZM185 170H186V172H185ZM194 170V171H193ZM221 170V172H218V171H220ZM144 171V172H143ZM155 171V172H154ZM176 172V174H174L175 172ZM188 171H189V173H188ZM204 171V172H203ZM222 171H223V175H222ZM181 172H183V173H181ZM192 172H194V174L192 173ZM196 172V173H195ZM203 172V173H202ZM156 175H155V174ZM160 173V174H159ZM166 173V174H165ZM172 173V174H171ZM198 173V174H197ZM204 173H205V176H208V177H205L204 176ZM148 174H150V175H148ZM154 175V177L155 178H153V175ZM175 176H174V175ZM180 174V175H179ZM183 174V176L182 177H179V176H181ZM192 174H193V176H192ZM197 174V175H196ZM219 174V175H218ZM221 174V175H220ZM236 174V175H235ZM239 174V173H238ZM257 174L259 175L258 177L260 178L261 176V178L260 179H258V178H256L257 177ZM262 174V175H261ZM131 175H133V172H132V174ZM165 175V176H164ZM170 175H172V176H170ZM187 175V176H186ZM191 175V176H190ZM200 175V176H199ZM210 175L212 176V177H210ZM214 175V176H213ZM66 176V175H65ZM139 176V178H141ZM160 176H162V177H160ZM189 176V177H188ZM196 176V177H195ZM219 176V177H218ZM164 177L166 178V179H164ZM169 177V178H168ZM177 177L179 178V180H177ZM193 177V178H192ZM214 177H215V179H214ZM217 177H218V179H217ZM243 177V179H241ZM171 178H173V179H171ZM176 178V179H175ZM183 178V179H182ZM184 178H186V179H184ZM234 178V179H233ZM236 178H237V180H236ZM174 179H175V182H173L174 181ZM200 179V180H199ZM207 179L209 180V181H207ZM239 179V180H238ZM240 179H241V181H240ZM258 180L257 182H256V180ZM68 179H67V177H65V181H66V183L65 184H62V185H60V186H62V187H64V188H66V189H73L72 187H71V183L70 182H68L67 181ZM154 180V181H153ZM164 180H166L165 182H167V180H172V181H169L168 183H164L163 181ZM181 180V181H180ZM184 180V181H183ZM197 180V181H196ZM215 180V181H214ZM233 180H236L234 183H232V181ZM150 182V186H149V182ZM180 182V183H178V182ZM183 181V182H182ZM185 181H186V183H185ZM205 181V182H204ZM229 181H230V184H229ZM238 181H239V183H244V185L245 186H248L249 188H247V187H245V189H247L246 190V192H248L249 193V195L251 196V198H252V196H253V198H252V208H249L250 206H251V203H248V204H250L249 205V207L248 206H245V207H243V205L242 204H239L238 202V204L236 203V201H235V195H233V193L231 192L232 190H231V188H233V189H235V187H234V185L235 184H237L238 183ZM177 182V183H176ZM188 182V183H187ZM207 182V183H206ZM255 182H256V184H255ZM259 182H261L263 185H261V183H259ZM69 183V184H68ZM94 183V184H93ZM156 183H157V186H156ZM164 184V186L166 185V187L164 188V186H162L163 184ZM173 185H172V184ZM193 185V183H194V187H192V186H190L191 184ZM233 185H232V184ZM250 183V184H249ZM258 183V184H257ZM91 184V182L88 184L89 185V187H91V188H95L96 187V189H101V187H100V185H97V184H99V183H96L95 184V182H92V184ZM141 184H143V185H141ZM147 184V185H146ZM152 184H153V186H152ZM184 184H186L185 186H183ZM253 184V185H252ZM96 185V186H95ZM168 185H171V186H173V188L171 187V186H168ZM177 185V186H176ZM180 185V186H179ZM200 185V186H199ZM258 185V186H257ZM98 186V187H97ZM140 186H142V187H140ZM144 186V187H143ZM145 186H148V187H146L147 188V190H150L149 192L151 193H149V192H144V191H147L146 190V188H145ZM152 186V187H151ZM230 186H232V187H230ZM253 186V187H252ZM58 187H59V185H58ZM188 187H190L189 189H188ZM199 187V188H198ZM252 187V188H251ZM256 187V188H255ZM143 190V191H140L141 189ZM155 190H154V189ZM194 188H195V190H194ZM259 188V189H258ZM153 189V190H152ZM162 189V190H161ZM171 189V190H170ZM177 191H176V190ZM187 189V190H186ZM197 189V190H196ZM225 189V190H224ZM253 189L254 191H256V189H257V191L259 192V194L261 195H263V197H261V199H260V195H259V198H258V195H256V194H254V192H251V190ZM159 190V191H158ZM164 190V191H163ZM168 190V191H167ZM173 190V191H172ZM189 190V191H188ZM202 190V191H201ZM224 192H222V191ZM227 190V191H226ZM262 190V191H261ZM85 191V190H84ZM165 191L167 192V193H165ZM169 191H171V194H170V192ZM179 191V192H178ZM185 191H187V193H189L190 191H192L191 192V195L192 196H194V197H192L191 195H189V194H187ZM212 191V192H211ZM216 191H217V193H216ZM228 191H230V192H228ZM250 191V192H249ZM96 192V194L97 195H99L100 194V191L98 190H96L95 191ZM132 192H133V194H134V192H135V194L134 195H132ZM136 192L139 194V196L137 197V194H136ZM142 192H144V194L145 195H143V193ZM154 192V193H153ZM161 192V193H160ZM163 192V193H162ZM169 192V193H168ZM176 192V193H175ZM197 192V193H196ZM211 192V193H210ZM220 192V193H219ZM77 193H79V190H77ZM164 193H165V195H167V196H169V197H166L165 195H164ZM184 193V194H183ZM213 193V195H211ZM231 195V196H228L229 194ZM232 193V194H231ZM237 193V192H236ZM86 194L87 195H89L88 196V198L90 199V203L92 202V200L94 199V195H93V191L92 190H90V189H87L86 190ZM131 194V195H130ZM149 194H150V196H149ZM156 194V195H155ZM160 194V195H159ZM163 194V195H162ZM174 194V195H173ZM195 194V195H194ZM219 194V195H218ZM92 195V196H91ZM135 195H136V197H135ZM141 195V196H140ZM143 195V196H142ZM155 195V196H154ZM162 195V196H161ZM171 195V196H170ZM184 195H188V197H186V196H184ZM210 195H211V197H210ZM216 195V196H215ZM221 195V196H220ZM232 195H233V197H232ZM256 195V196H255ZM261 195V196H262ZM133 196V197H132ZM147 196L149 197V203H148V201H146L147 200ZM161 196V197H160ZM178 196V197H177ZM181 196H182V198H181ZM191 196V197H190ZM213 196V197H212ZM215 196V197H214ZM237 196H240V195H237ZM77 197V196H76ZM141 197H143V199H146V200H144L143 201V199L141 198ZM150 197H152V199L150 198ZM154 197V198H153ZM155 197H156V199H155ZM157 197H158V199H160V200H157ZM166 197V198H165ZM172 197V198H171ZM184 197H185V200H184ZM190 197V198H189ZM257 199H255V198ZM41 198V200L43 199L45 202H47V203H49L48 202V200L46 199V197H40ZM131 198V199H130ZM133 198V199H132ZM135 198V199H134ZM163 198V199H162ZM238 198H240V197H238ZM136 199H137V201H136ZM155 199V200H154ZM188 199H189V201H188ZM205 199V200H204ZM207 199H208V201H207ZM100 200H101V198H100ZM151 200H153V202H151ZM164 200H165V202H164ZM183 200V201H182ZM192 200V201H191ZM230 200H231V202H230ZM261 200V201H260ZM126 201H128V202H126ZM132 201V202H131ZM143 201V206H141L142 204H141V202ZM145 201L148 203V205L149 206H147V204L145 203ZM156 201H158V203H156ZM199 201V202H198ZM223 201V202H222ZM100 202V201H99ZM134 202H135V204H134ZM177 202V203H176ZM188 203V205L186 206V204ZM213 202V203H212ZM133 203V204H132ZM151 203L152 204H154L153 206H151ZM165 204V203H167L166 205H163V204ZM183 203V204H182ZM186 203V204H185ZM233 203V204H232ZM245 203V202H244ZM258 203H260V205L258 204ZM139 204V205H138ZM146 204V205H145ZM159 206H158V205ZM238 206H242L243 207V210L242 211H244V213L243 212H241L240 210L242 209V207H241V209H239L240 207H237V205ZM255 206H254V205ZM92 205L93 204H91L90 206H89V209L91 210L93 207H92ZM156 205V206H155ZM163 206V208L161 207V206ZM168 205V206H167ZM194 205V206H193ZM234 205V206H233ZM50 206L51 207H53V205H51L50 204ZM94 206V205H93ZM150 206L152 207V209L150 208ZM166 206V207H165ZM179 206V207H178ZM196 206H198V207H196ZM233 206V208H232V210L234 209V210H237V212L236 211H232V210H230V208ZM259 206H260V208L261 209H259ZM263 206V207H262ZM69 207H72V208H69ZM73 207H74V209H73ZM92 207V208H91ZM96 206H94V208H95ZM148 207V208H147ZM185 207V208H184ZM187 207H188V209H187ZM193 207V208H192ZM201 207H203V208H201ZM230 207V208H229ZM246 207H248V208H246ZM54 208V207H53ZM93 208V209H94ZM108 208V207H107ZM107 208H106V210H107ZM129 208H131V209H135V210H129ZM155 208H157V209H155ZM169 208V209H168ZM236 208V209H235ZM71 211H70V210ZM76 209H77V207L74 205V206H72V205H69L68 206V212L71 214V218H73L74 216L76 217V218H74V219H79V217H81V214H82V211L83 210H81V209H77L78 211H76ZM166 209H167V211H166ZM170 209H172V210H170ZM175 209V210H174ZM178 209V210H177ZM185 210V212L184 211H182V210ZM212 209H216L215 210V213H214V215H216L215 216V218H214V220H213V224L212 225H210L209 223H208V220H207V222H206V220L205 219H207L210 215H211V210ZM230 210V212L232 213H230L229 214V217H228V215H227V213H226V211H228V210ZM245 209V210H244ZM250 211V213L253 215V212H254V214L255 215H251L248 211ZM250 209V210H249ZM254 209L256 210V211H254ZM259 209V211L261 210V212H262V215H261V213L260 212H258L257 210ZM73 210V211H72ZM76 212H75V211ZM112 210H114L113 212H112ZM158 210V211H157ZM162 212H161V211ZM189 210V211H188ZM112 212V213H114L115 212V215L117 214V217L115 216V215H112L110 212ZM128 211V212H127ZM131 211V212H130ZM134 211H139V213H136L135 212V214H133L132 212H134ZM143 212V214H142V212ZM178 211V212H177ZM188 213H187V212ZM238 211H239V213H238ZM245 211H246V213L247 214H245ZM253 211V212H252ZM73 214H72V213ZM117 212V213H116ZM219 212V213H218ZM223 212V213H222ZM77 213H79V214H77ZM129 213V214H128ZM147 213L150 215H147ZM181 213L183 214V215H181ZM186 213V215H188V216H186L185 215V217H184V214ZM192 213V214H191ZM226 213V214H225ZM248 213L250 214L249 215V217H248ZM258 213H260V214H258ZM69 214V215H70ZM76 214H77V216H76ZM127 214H128V219L130 218V216H131V218H130V220H128L127 219ZM131 214V215H130ZM136 214H139L140 216H142V217H140L139 215V217H137V216H135ZM190 214V215H189ZM220 215V217H219V215ZM237 214H239V215H237ZM245 214V215H244ZM67 216V218H70V216ZM130 215V216H129ZM144 215V216H143ZM179 215V216H178ZM200 215V216H199ZM232 215H234V220L235 221H233V219H232ZM236 215H237V218H235L236 217ZM244 217H243V216ZM260 215V216H259ZM133 216H135L136 218H139V220H137L135 217V219L137 220L136 222L135 221H133L134 219H133ZM148 216L149 217H152L151 219L149 218L148 219ZM178 216V217H177ZM182 216H183V218H182ZM226 216V217H225ZM232 216V217H231ZM241 216V217H240ZM250 216L252 217V218H250ZM259 216V218H258V220L255 218V217H258ZM124 217H126V219H123ZM159 217V218H158ZM194 217V218H193ZM197 217V218H196ZM198 217H202V219L201 218H198ZM204 217H206V218H204ZM238 217H239V219H238ZM263 217V218H262ZM123 220H122V219ZM143 218V219H142ZM147 218V219H146ZM153 218H155V219H153ZM188 218V219H187ZM191 218V219H190ZM220 218V219H219ZM245 218V219H244ZM140 219H142V220H140ZM153 219V221H151ZM161 219V220H160ZM167 219V220H166ZM187 219V220H186ZM201 219V220H200ZM225 220V222H221V220ZM237 219H238V221H237ZM253 219V220H252ZM256 221H255V220ZM260 219V220H259ZM132 220V221H131ZM146 220H148V221H146ZM155 220H156V222H155ZM203 220H205V224H203L204 223V221ZM229 220V221H228ZM248 220H251V221H248ZM83 222L82 221V219L81 220H79L78 222ZM127 221L129 222V223H127ZM138 221H143L142 223L140 222H138ZM177 221V222H176ZM216 221V222H215ZM252 221H255L254 223H252ZM259 221V222H258ZM15 224H16V228L18 229V230H21V228H23V227H25L26 229H28V227L30 226L29 224H27L28 222L26 221V222H24L23 221V219L21 218V217H18V218H16L15 219ZM134 222L136 223V224H134ZM138 222V223H137ZM147 222H148V224H147ZM157 222H159V223H157ZM253 224H251V223ZM256 222L257 223H259L257 226H254V225H256ZM110 223V224H111ZM153 223V224H152ZM157 223V224H156ZM185 225H183V224ZM216 223V224H215ZM250 223V224H249ZM6 224H8V222L6 223ZM12 225L13 226V222H10L9 223V225ZM138 224H142V225H139V228H138ZM155 224V225H154ZM167 224V225H166ZM206 224H208V226L206 225ZM229 224V225H228ZM249 224V225H248ZM165 225V226H164ZM181 225V226H180ZM217 225V226H216ZM250 225H252V226H254L255 228H253L252 226H250ZM260 225V226H259ZM142 228H141V227ZM144 226L146 227V228H144ZM154 226L155 227V229H153L152 227ZM159 226V227H158ZM183 226V227H182ZM189 226H191V227H189ZM157 227H158V230H159V228L160 227H162L161 228V230H157ZM187 227V228H186ZM238 227V228H237ZM244 227V228H243ZM15 227L13 228V231H16L17 229H16ZM117 228H119V227H117ZM128 229L130 228V230L129 231H131V229H132V227H130V226H128L127 227ZM137 228V229H136ZM145 230H144V229ZM178 228H180V229H178ZM186 228V229H185ZM189 228H191V229H189ZM252 228V229H251ZM257 228V229H256ZM3 229H5V228H1L0 227V237L2 236V235H4L5 233V231L3 230ZM16 229V230H15ZM26 229H24V231L26 230ZM132 229V230H133ZM141 229V230H140ZM153 229V231H151ZM183 229H185V231L183 230ZM194 229V230H193ZM219 229V230H218ZM224 230V231H221V230ZM238 229V230H237ZM250 229V230H249ZM253 229L256 231H253ZM138 230V231H137ZM172 230V231H171ZM183 230V231H182ZM186 230L187 231H189L190 230V232H186ZM201 230V231H200ZM111 230H109L108 232L106 231V233H109ZM113 231V230H112ZM111 231V232H112ZM167 231V232H166ZM181 233H180V232ZM240 231V232H239ZM2 232V233H1ZM105 231H103V233H104ZM110 232V233H111ZM140 232V233H139ZM142 232H144V234L142 233ZM156 232V233H155ZM157 232H158V234H157ZM159 232H161V233H159ZM179 232V233H178ZM186 232V233H185ZM249 232V233H248ZM147 233H149V234H147ZM153 233H155V234H153ZM208 234V236L206 235V234ZM213 233V236H215L216 238L218 237L219 239H215V237H212V236H210L211 234ZM253 233V234H252ZM105 234V233H104ZM180 234H184V235H180ZM187 236H186V235ZM189 234V235H188ZM197 234V235H196ZM218 235V236H216V235ZM5 235H7V234H5ZM139 237V239H136V237L137 236ZM141 236V238H140V236ZM143 235H145V236H143ZM150 235V236H149ZM161 235V236H160ZM166 235V236H165ZM176 235L178 236L177 238L178 239H180L179 241H178V239L176 238ZM193 237H192V236ZM204 235V236H203ZM220 235V236H219ZM256 235V236H255ZM156 236V237H155ZM164 236H165V238H164ZM169 236H170V238H169ZM198 236V237H197ZM203 236V237H202ZM159 237H163V240L164 239H166V240H164V244L165 245H167V243H168V246H167V252H168V250H169V253H167V252H164V251H166L165 249V246H163V245H161L162 246V248H160V245L158 246V248L160 249V250H162V251H160L158 248H156L157 249V252H155L154 253V251L152 252V251H150V249H147L148 251H146L145 250V247H147L148 246V244H150L151 243V241L152 242H154V244H159V242L156 240L157 238H159ZM183 239H182V238ZM187 237V238H186ZM188 237H190V239H192L191 241H190V239L188 238ZM196 237V238H195ZM199 237H202L203 239H204V243H205V240L206 239H208V240H206V241H208L207 243H209V244H201L203 241H201V242H198L199 240H202L201 238L199 239ZM207 237V238H206ZM149 238V239H148ZM206 238V239H205ZM211 238H214L213 240H211ZM146 239V240H145ZM160 239V238H159ZM189 239V240H188ZM197 239V241L195 242V240ZM210 239V240H209ZM149 240V241H148ZM151 240V241H150ZM156 240V241H155ZM147 241V242H146ZM168 241V242H167ZM181 241H184V242H181ZM190 241V242H189ZM212 243H211V242ZM214 241H215V243H214ZM218 241V242H217ZM150 242V243H149ZM156 242V243H155ZM193 242V243H192ZM228 242V243H227ZM261 242V243H260ZM147 243V244H146ZM178 243V244H177ZM199 245H198V244ZM57 244L58 243H56V244H54L52 247L54 248L55 246H57ZM141 244V245H140ZM161 244V243H160ZM174 244V245H173ZM195 244H196V246H197V248H195ZM248 244V245H247ZM3 245L4 244H0V264H39L38 263V261L40 262V260H38V261H34V257H33V255H32V251H35V252H39V251H36V250H39V249H37V247L35 246V245H33V246H29V244H13V245H11V249L10 248H8L6 245H4L5 247H3ZM24 245V247H22ZM130 247H129V246ZM144 245V246H143ZM172 245V246H171ZM177 245V246H176ZM194 246V248L193 247H191V246ZM202 245V247H203V245H204V247H203V249H201V246ZM207 245H209V246H211V245H215V246H212V249H210V247L209 246H207ZM227 245H229V248H228V246ZM247 245V246H246ZM252 245H253V247L254 248H256V250L255 249H253V247H252ZM16 246V247H15ZM17 246H18V248H17ZM132 246H133V250L134 251H132L131 249H132ZM135 246H137L136 248H135ZM175 246V247H174ZM189 248H187V247ZM208 248V250L206 249V247ZM231 246V247H230ZM244 246H246V248L244 247ZM256 246V247H255ZM3 249H2V248ZM6 247H7V249H6ZM26 247V248H25ZM27 247H29L28 248V250H26L27 249ZM129 247V248H128ZM164 247V248H163ZM179 248V250H178V248ZM181 247V248H180ZM248 247V248H247ZM258 247V248H257ZM260 247V248H259ZM31 248V251H29V249ZM131 248V249H130ZM136 250H135V249ZM139 248H141V249H139ZM173 248V249H172ZM191 248H193L195 251H194V253H192V251H193V249H191ZM13 249V250H12ZM156 249H155V251H156ZM164 249V250H163ZM198 251H197V250ZM210 249V250H209ZM226 249V250H225ZM246 249H251L250 250V252H249V250L247 251ZM257 249L259 250L258 252L260 253H257ZM262 249V250H261ZM3 250V251H2ZM6 250V251H5ZM23 250H26V251H24L23 252ZM56 250V248H54V251H52V253L50 252V255L51 256H55L56 258H57V256H59L58 254L56 255V252L57 251H55ZM66 250H69V249H65V251H62L63 253L64 252H69V251H66ZM127 250V251H126ZM137 250H139V252H141V253H139ZM185 250V251H184ZM187 250V251H186ZM192 250V251H191ZM206 250V251H205ZM228 250V251H227ZM252 250H254V252L252 251ZM17 251V252H16ZM29 251V252H28ZM159 251L162 253H159ZM173 251V252H172ZM181 251V252H180ZM203 251H205V252H203ZM256 251V252H255ZM4 252V253H3ZM7 252V253H6ZM127 252H128V254H129V256H127ZM131 252V253H130ZM132 252H136L135 254H136V256H135V254L133 253V256H130V255H132ZM144 252V253H143ZM150 253V256L153 254V256H151L152 257V259H151V257L150 256H148L149 255V253ZM151 252H152V254H151ZM177 252V253H176ZM181 254H180V253ZM185 252H186V254H185ZM198 252V255L196 254ZM208 252V253H207ZM210 252H212V253H214V250L213 251H210ZM245 252H247L248 254L246 255V253ZM9 253V254H8ZM137 253H139V254H137ZM160 255H159V254ZM175 253L177 254V255H175ZM202 253V254H201ZM3 254V255H2ZM14 254V255H13ZM65 254V253H64ZM141 254V255H140ZM144 254H146V256L144 255ZM164 254H165V256H164ZM174 254V255H173ZM253 254V255H252ZM256 254V255H255ZM9 255V256H8ZM139 255V256H138ZM155 255H156V257H155ZM193 255H195V256H193ZM200 255V256H199ZM254 255L256 256V257H254ZM159 256V257H158ZM176 256V257H175ZM183 256V258H181ZM193 256V257H192ZM5 257V258H4ZM46 257V256H45ZM48 257V256H47ZM46 257V258H47ZM54 257V258H55ZM140 257V258H139ZM141 257H142V259H141ZM144 257V258H143ZM146 257V258H145ZM222 257V256H221ZM242 257V258H241ZM14 258V259H13ZM19 258V259H18ZM21 258V259H20ZM45 258V260H47ZM49 258V257H48ZM53 258V259H54ZM136 258H138V259H136ZM162 258V259H161ZM189 258V259H188ZM195 260H194V259ZM239 258H240V260H239ZM33 259V260H32ZM52 258L51 259H49V260H53ZM143 259H144V261H143ZM147 261H146V260ZM154 259V260H153ZM166 259V258H165ZM191 259V261H189ZM223 259H225L226 260V262H225V260H223ZM231 259V260H230ZM243 259H245L244 261H243ZM248 259V260H247ZM253 259V260H252ZM263 259V260H262ZM18 260V261H17ZM125 260V261H126ZM175 260V261H174ZM223 260V261H222ZM26 261V262H25ZM67 261V260H66ZM140 261H142V263H140ZM154 261V262H153ZM156 261V262H155ZM162 261V262H161ZM187 261V262H186ZM207 261H208V263H207ZM233 261V262H232ZM253 261V262H252ZM68 262V261H67ZM194 262V263H193ZM210 262V263H209ZM245 262V263H244ZM247 262V263H246ZM261 262V263H260ZM124 264H129V263H124Z\"/></svg>","mask_w":264,"mask_h":264}]
</instances>
